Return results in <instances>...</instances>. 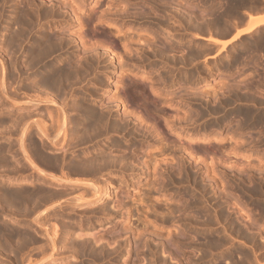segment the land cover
I'll use <instances>...</instances> for the list:
<instances>
[{
    "label": "rangeland",
    "instance_id": "374dc122",
    "mask_svg": "<svg viewBox=\"0 0 264 264\" xmlns=\"http://www.w3.org/2000/svg\"><path fill=\"white\" fill-rule=\"evenodd\" d=\"M9 1V2H8ZM7 1V3H6V5H3V0H0V3H2V4H0V12H3V10H1V9H3L4 8V10L6 11H4V13H6L7 14V16H6V14H3V13H0V27L1 28H3V25H4V28H3V30L2 29H0L1 31H0V54H1V52H2V54H3V51H6V53H7V51H11V48H10V50L8 49L9 47L7 46V38H9L10 37V33L13 31V29L12 28H17L15 25H19L18 24V20H20L21 18H20V16L21 15H24L25 13H26V11H27V9H28V11H27V13L26 14H30V13H32L33 15L34 14H38L39 15V17L41 16V18H42V15L41 14H43V10H41L42 8L43 9H46V10H48V12H50L51 13V10L53 11V10H55L54 12H53V14L55 15L56 13H59V12H62V11H65L64 13L62 12L61 14H65L66 15V18H68V20L66 21V22H59L58 21V19H59V17L58 16H52L50 13H49V15H48V12L47 11H45L44 10V12H47L46 13V16H47V18L48 19H46V16H45V14H44V16H45V20H44V18H40L39 19V21L41 22L40 23V25H43V26H39V27H36V28H34L33 29V32L35 33H32L31 34V36L29 37L30 39H28V42H26L25 44H23V46H21V47H19V48H21V49H18L17 50V52L14 54L13 53V55H14V57L12 56V53H10V55H11V59H8V56H9V58H10V55H7L6 53H4V54H6V55H2L1 54V58L3 59H1L2 61H4V64H5V61H6V64H7V60H8V64L7 65H9V66H6V64H5V66H6V69L9 67H11V65H12V67L10 68V69H12V71H13V67H14V64L16 63V56H17V60H18V63H16L15 65H19V68L21 67V65L20 64H22L21 62H22V60H24V59H26V52L25 51H27L28 49V47H30V45L33 43V40H34V38H39L40 36H42V35H48V33L50 32L52 35H49L51 38H53V37H56V36H58V37H60L61 35H59V34H61L62 33V31L63 32H67V30L68 29H70V30H73V31H69L70 33L72 32V34H74L76 31H77V29H78V27H76L77 25L79 26V24H77L78 22L77 21H75V18H74V16H73V13H74V10H76V8H78V9H85V11H83V9H82V11H83V13L85 12V13H87V11L89 10L88 8H90V10L91 9H93L96 5H97V7H95L96 8V10H100L101 9V7L102 6H104L105 5V7H104V9L106 8L107 9V4H114V3H116V5H114V7H116L115 8V12H116V14H114L115 16H113V14H112V16L111 15H108V13H106V14H104V11L106 10H104V11H102V10H100V11H102V13H103V18L102 19H105V21H97L96 22V25L97 26H101V28L103 27V29L104 28H106V29H104V30H107V32H109L108 33V36L106 37V39L108 38L109 39V34L111 35V37H113L112 35H114V32L113 31H111V30H113L114 28H115V30H116V27L118 26L117 24H122V25H120L119 24V29L118 30H116L117 31V33H115V36H114V38H113V41H115L116 42V44H117V40H118V38L120 39V41H119V43L117 44L118 46H117V48H116V45H115V51H116V53L121 49V47H123L122 45H125L127 42H129V40H128V38H129V36L131 37L133 34L132 33H134V31H136V30H138L139 28V30L138 31H136V33L133 35L134 37H133V39L136 37L137 38V35H138V37H139V41L140 40H143L142 39V37L144 38V37H147V38H144V39H147V40H149V41H151L153 38V40L151 41L154 45L155 44H157V43H154V41H156V42H161L163 45L166 43L168 46H167V49L169 48V50L168 51H170V52H172L173 54H175L176 55V53H177V55L175 56V55H173V56H171L172 55V53H168V51L166 52L168 55H165V56H162V57H164V61H163V59L161 60V58H160V56L161 55H163V54H166V53H164V51H166V50H163V49H165L166 47V44L164 45V48L161 50V51H163V52H161L159 49H157V48H160V46H161V44H158V45H160V46H157L156 45V49H157V53H156V51H154V49L152 48L154 45H152L151 44V42H150V45H149V43L147 42V40H144L143 42H141V44H144V42L146 41L147 43H145L144 45L146 46H148L149 45V47H148V49H150V48H152L153 49V51H151L152 49H150V52L149 51H147L148 49L145 47H143L142 48V46H138V44L139 45H141L140 44V42L138 41V38L136 39L135 38V40H133V41H135L136 43H138V44H136L135 42V44L134 43H132V45L134 44L135 46H133L132 47V45H131V41H132V38H129L130 39V42H129V44H127L128 45V49L129 50H127L129 53V55L131 56V58L129 59V57L130 56H128V54H126L127 53V51H124V49L122 50H120L119 52H118V54L117 55H119L120 54V56H121V58L123 59H121L120 57V59L123 61V63L125 62V64H123V66L122 67H120V65H122V62H121V60H120V62H121V64L119 63L118 64V58H116L115 59V57H112V55L110 56V54L109 53H104L103 54V58L101 57L100 58V60H99V62L97 63V65L96 64H92V63H90V62H88L87 60H85L84 59V56L86 55H84L83 56V59H81V58H79L81 55H83V53H85V48H83L82 47V45H80V42L77 40V41H75V43H74V45H72V46H70V47H65V48H63L64 50H60L56 55L54 54V55H52L54 58H52V59H61V58H64L65 56V59H66V61L64 60L63 61V63H64V65H65V62H67V66H68V64H71V63H73V64H71L72 66H75V65H78V61L79 60H83V61H85V62H83L82 61V63H83V65L84 64H86L85 66H82V63H81V61H80V63H81V67L83 68H78V66H77V68H78V70H79V72L81 71V72H83V71H85L86 72V74H83V73H85V72H83L82 74L83 75H85L84 76V78L82 77H80L81 76V73H80V75L78 74V73H75V74H72V75H76V77H77V75H78V78H74L72 75H70L69 76V79L67 80L68 82H70V80H71V82L73 81V83H75V82H77V83H75V85L73 84V85H69V89L67 88L68 86V84H66L65 83V88L63 87L62 89H60L61 91L64 89L65 91H68L69 92V94L67 93V92H64V90H63V92H58L59 93V96L58 95H56V96H58V97H56L57 99L56 100H58V101H60V103H63L62 102V99L63 98H65V102L62 104V106L64 105V104H66V106L67 107H69V109L67 110V107H66V113L68 114V117H69V119H70V122L72 123H70V124H68V127H73L72 129H74L75 128V126H73V125H75L73 122H72V118H74L73 120H75L76 119V117H78V118H80V120L79 119H77V120H75V121H79V123L78 124H80L78 127H77V133L78 134H80L79 136L81 137V138H86V136H93V134L92 133H88L89 135H86V131H85V123H87V120H86V118H85V116H83L81 113H80V111H78V109H74L73 108V106H72V104H68V103H72L73 102V104H74V106H77V105H75V104H78V103H80L81 102V100H82V104L81 105H83L82 107H86V105H88L86 108H93V106H94V111H96L95 112V117L97 118L98 116V114L101 112V110H104V109H102L105 105L106 106H111V108L114 110H116L117 111V114H119L118 116L119 117H121L122 118V114L124 113H121L122 112V109H123V107H120V100H117V99H120V97L122 98V96H120L119 94L121 93V95H123V89L125 88V86H126V88L127 89H129L128 87L130 86V88H132V91L135 89V91H137V89H138V91H137V93L139 92V91H141V89H143L144 87H145V83L144 84H142V81L141 82H139L140 80H143V82H147V80H148V78H150V80L151 81H153L154 80V82H152L153 84H154V86H156L155 88H157V92L159 91V89H160V92L162 91V92H164V93H160V92H158L159 93V95H161L160 96V99L162 100L161 101V104H160V102H159V104L158 105H161V106H158L159 108H162L161 109V111L163 110V112H165V109H167L166 110V114H173V112L172 113H170L171 112V110H172V108H175V106H176V108L178 109V113L181 115V116H187V118H186V120H188V122H187V124L185 123L186 121L184 120L183 121V123H185V125H187L188 127H187V129L185 130V131H183V135H187V137H188V135L190 136V135H192L191 134V130L192 131H198L200 134H198V135H200V137H202V135H205L206 134V136L209 138L207 141L210 143V144H214V143H212V142H215V143H217V144H214V145H216V146H218V147H223V149L226 151V153H227V156H229V161H233V162H236L237 160H241L240 162H242V160H243V163H244V165H242V164H239L240 166H239V169H238V171H239V173H238V171H237V169H233L235 172L237 171V173H235L233 170V172H231L232 174L234 173V174H236L234 177H233V175L231 174V176L229 177V174H228V176H225V179L223 178V176H221L222 174L221 173H219L220 172V167L216 164L217 163V161H218V156L216 155V156H214V158H215V161L216 162H214L213 160V162H214V164L216 165V166H218L219 168H216V166L214 167L215 169H217V172H216V170H215V172L218 174H220L219 176L220 177H222V178H220L221 180L223 179V181H222V183L223 184H221V180L217 177V176H215V178L217 179L218 178V182L217 183H215L214 184V182L213 183H207L206 182V180L208 181V178L207 177H210V176H212L213 175V173H210L211 175H208L207 177H205L206 176V172L204 171V172H201V174H199V176H197V180H195L194 179V172L193 171H195L194 169H193V167H194V164H195V161H190L189 160V164L186 166V165H184V164H181L182 162L180 161L181 160V158H178L179 156L178 155H176L173 151H172V147H169L168 145H167V143H164V144H156L155 142H154V139L155 138H153V139H147V140H145V139H143V137L140 135V133L139 132H135V134H134V130L135 129H142V128H144V126L143 127H141V125L140 124H138V126H137V128H132V129H130V130H127V131H125L124 132V130H122V122H120V121H122L121 120V118H120V121L118 120V118L117 119H115L114 117H113V119H115V120H113L114 121V123H115V121H116V123L118 124V121H119V123H121L120 124V126H119V124H118V126L119 127H122L121 128V130L123 131V132H115V131H111L110 132V134L108 135H106V134H103L104 136H102V134H101V136H98V138H96V135H98L97 133H94L95 134V136H93V137H91L90 138V140H84V139H82V141L80 140V141H78L80 144H78V142L76 141V140H74L75 138H72V141H70V144L67 146V148H69V152H67L66 153V155H67V157H66V159L68 158V159H72V158H74V157H76V156H85L86 154H88V155H86V157L87 156H91L93 153H95L96 152V149L94 148L95 146H98V147H100V146H103L101 149H107V147H108V150L107 151H109V147L112 149L113 147H111V143H113L112 142V140L114 141V140H116V141H119L118 143V147L119 148H117V150L116 149H114L113 148V152H111V153H114V156L113 155H111L110 157H112V158H114V162L112 163H109V164H112L113 165V167H112V165H110V166H106V165H104L103 166V168L105 169L106 167V169H105V171H104V169H101L100 170V172L102 173V171H103V173L101 174L100 172H97L96 174H97V176H98V178H99V180H101L102 182L104 181V182H107L109 179L111 180V182H112V187H114V190L116 189V194H114V195H110V196H108V197H106L104 200L107 202H105V209H99L98 207H96V206H100V204H101V202H100V204L98 203V204H94V205H84V206H82L81 208H78L76 211H74V210H71L70 208L71 207H69L68 208V206H66L65 204H64V208H66L67 207V211H65V209L63 208L62 210L60 209V212L58 211L59 209H57L56 210V213H55V216L56 215H59L58 217H60V214H61V217H60V221L61 220H65L64 221V223L65 224H63L62 223V221L60 222L59 221V218L57 219V217L56 218H54V215H53V212L52 211H50V221L51 222H54V221H58V222H55V223H62L61 225H58V226H60V232H62L61 234H65L66 235V239H65V243H64V245L66 244L67 245V247L69 246V244L71 243V246L72 247H68L67 249L70 251V253H71V250H73L74 248V246H73V244L76 246V242H77V244L79 245H77V247H80V249H78V252L80 253V255H82V253L84 254L83 256H80L79 254H78V252H76L75 254H74V256H71V257H68V259L67 260H63V258H62V260L63 261H66L65 263H62L61 262V264H238V262H239V264H264V237L262 238V236L261 235H264V205L262 204L261 206H260V204L263 202L264 203V178L262 177V176H264V24L263 25H261V26H259L257 29H255L252 33H250V34H242L239 38H238V41L236 40V41H234V43L232 42V43H230V44H227L226 46H225V48L223 49V50H221V52H217V49L220 47V45L219 44H215L216 45V47H218V48H216V47H214L212 44H214V42L212 43L211 41H209V40H207L206 38H208V36L211 34V36L212 37H217V38H219V39H226V38H229V36L230 35H232L231 33H234V29L237 27V28H241V27H243L244 25V22L246 21L245 20V17L247 18L248 17V14H255V11H256V13H257V11H259L258 9H260V8H263V9H261V10H264V5H262V3H264V0H253L252 2L254 3L255 2V6H257L259 3L261 4V7H259L260 6V4H259V6H257V9H256V7H255V9L256 10H254V11H251L249 8L251 7V6H253V3L252 2H249V3H247V0H246V2H245V0H242L243 2H241V3H243V5L244 6H246L247 8H248V10L246 9V7H244L241 3H238L239 1H241V0H238V1H236L237 2V4L239 5H236V2H235V0H219V2H217L218 4H222V5H220V6H222V7H220L218 4H217V7H219V9L217 8V7H214V5H216V1H218V0H177V1H179V3L178 2H176V0L174 1V0H170V2L172 1V2H176L175 4L173 3L172 4V2H171V4L169 3V0H165V1H163V3H160V2H162V0L160 1H156V2H158V3H154V5H153V2H155V1H153V0H143V1H141V0H124L125 1V3H122V2H124V1H122L121 0V2H120V0H74V1H72V0H63V2H62V0H55V2H57V1H59L58 3H59V5H55V9H53V7H52V5L53 4H55V3H50L49 4V0H48V2H47V0H37V1H39L38 3H36L35 5L38 7V9L35 7V5L33 4L32 6L30 5V3H35L34 1H36V0H31V2H30V0H25V1H27V3L26 2H23L24 0H8ZM21 1V2H20ZM36 1V2H37ZM42 1V2H41ZM60 1H61V3H60ZM66 3H65V2ZM69 1V2H68ZM94 1V2H93ZM96 1V2H95ZM107 1H109L108 3H107ZM112 1V2H111ZM114 1V2H113ZM119 1V2H118ZM139 1H141V2H139ZM150 1V2H149ZM169 3H167V2ZM215 3H213V2ZM231 2V4H230V2ZM251 1V0H250ZM259 1V3H257V2ZM262 1V2H261ZM23 2V3H22ZM30 2V3H29ZM51 2V1H50ZM74 4V6L72 5V3ZM126 2H127V4H126ZM166 2V3H165ZM182 2V3H181ZM213 3V4H211V3ZM233 2L235 3V5L236 6H238V9H234V6H233ZM245 2V3H244ZM18 3H20L19 4V6H20V9H19V6H18ZM25 3H26V5H25ZM41 3H43V4H41ZM64 5H63V4ZM68 3H69V5H68ZM77 3V4H76ZM97 3V4H96ZM103 3H106V4H102ZM132 3V4H131ZM138 3V4H137ZM141 3V4H140ZM145 3H146V5H145ZM148 3V4H147ZM161 5H160V4ZM178 3V5H176ZM189 3V4H188ZM224 3V4H223ZM247 3V4H246ZM250 3H252V4H250ZM23 4V5H22ZM28 4V5H27ZM38 4H39V6H38ZM44 4H47L48 6H43ZM78 4L80 5V6H82V4H83V6H82V8H79L80 6H78ZM98 4H99V6H98ZM102 6H101V5ZM120 4H122V5H120ZM126 4V5H125ZM129 4V5H128ZM151 4V5H150ZM159 4V5H158ZM162 4H164V6H163V8H162ZM166 4H168L169 6H165ZM193 4V5H192ZM208 4H211V5H208ZM228 5V4H230V5H228V6H226V5ZM249 4V5H248ZM257 4V5H256ZM1 5H3V6H1ZM10 5H12L13 7H15V8H13V7H11ZM16 5H17V7H16ZM77 5V6H76ZM95 5V6H94ZM119 5V6H118ZM125 5V6H124ZM128 5V7H126ZM132 5V6H131ZM136 5H139V6H136ZM142 7H141V6ZM149 5V6H148ZM159 6V7H156V6ZM170 5H172V7H170ZM173 5H175V7L173 6ZM181 5V6H180ZM243 6L244 8H242L241 6ZM249 7H248V6ZM5 6H6V8H5ZM26 6V7H25ZM29 6H30V8H29ZM71 6V7H70ZM72 6L75 8V9H72ZM76 6V7H75ZM87 6V7H86ZM101 6V7H100ZM124 6V7H123ZM144 6V7H143ZM147 6V7H146ZM153 7V10H154V13H153V10L151 9L152 7ZM155 6V7H154ZM177 6L180 8H178L177 9ZM189 6H190V8H189ZM193 6V8L192 9H195L193 12L191 11H189L190 12V14L189 15H187L188 14V10L189 9H191V7ZM225 6L226 7H228V8H230V7H232L233 9H234V11H235V13H236V11L238 12V13H240V15H238V13H236V16H238V18L234 15L235 13H234V11L232 12V8H230V9H227V8H225ZM28 7V8H27ZM33 7V9L32 10H35V11H32L31 10V8ZM57 7H59L58 9H57ZM62 7V8H61ZM99 7H100V9H99ZM114 7H111L110 9H107V10H113V8ZM119 7H122L123 9L125 8V11L124 10H121L122 8H119ZM137 7L139 8V11L141 10V12H143V11H148V12H146L147 13V15H146V13H145V15H144V12H143V15L145 16H141V14H139L138 12H137ZM141 7V8H140ZM150 7V8H149ZM166 7V8H165ZM169 7V8H168ZM205 7V8H204ZM206 7H208V9L206 8ZM215 9H217V10H215ZM259 7V8H258ZM11 8H12V10H15L16 12L18 11V14L15 12V11H13V13L12 12H10V10H11ZM24 8H26V9H24ZM94 8V9H95ZM103 8V7H102ZM136 8V9H135ZM149 8V9H148ZM160 10H159V9ZM171 8V9H170ZM183 8V9H182ZM196 8H197V10H196ZM211 8V9H210ZM214 9V11L213 12H211V10H213ZM224 8H225V11H224ZM235 8H237V7H235ZM253 8H254V6H253ZM6 9H10L9 11L8 10H6ZM23 9H24V11L25 12H23ZM30 9V10H29ZM61 9H62V11H61ZM65 9V10H64ZM72 9V10H71ZM86 9H88V10H86ZM142 9H143V11H142ZM145 9V10H144ZM156 9V10H155ZM170 11H169V10ZM173 9V10H172ZM176 9V10H175ZM182 9V10H181ZM232 9V10H231ZM239 9H244L246 12L245 13H243L244 12V10H240L239 11ZM38 10H39V12H38ZM73 11V13L71 12V11ZM96 10H94V11H96ZM106 10V11H107ZM119 11V10H121V11H119V12H117V11ZM126 10L127 11H129V10H132V11H134V13H131V11L130 12H126ZM152 10V11H151ZM166 10V11H165ZM169 12H168V11ZM172 10V11H171ZM181 12H180V11ZM207 10V11H206ZM229 10V11H228ZM29 11H31L30 13H28ZM58 11V12H57ZM98 11H96L97 13H101V12H98ZM105 11V12H106ZM113 11V12H114ZM152 12V13H150V12ZM158 13H157V12ZM162 11V12H161ZM173 11H175V13L177 12V11H179L178 13H176V14H174V12ZM183 11V12H182ZM204 11H206V12H208V13H206V12H204ZM218 12V14H217V12ZM222 11H224V12H222ZM16 14H15V13ZM20 12H23V14H21ZM36 12V13H35ZM56 12V13H55ZM67 12V13H66ZM89 12V11H88ZM107 12H109V14L112 12H110V11H107ZM112 12V13H113ZM114 12V13H115ZM139 14V16H140V18H136L137 16H138V14ZM160 12H161V14H160ZM163 12H167L166 14H167V16L165 15L164 16V14L165 13H163ZM171 12V13H170ZM195 12V13H194ZM204 12V13H203ZM210 12H211V14H210ZM214 12H216V13H214ZM226 12H229V13H231V14H233L235 17H234V20L236 21V23L235 24H233L235 21H232L233 20V15H231V14H227ZM250 12V13H249ZM251 12H253V13H251ZM41 13V14H40ZM72 13V14H71ZM118 13V14H117ZM124 13V15H125V13H129L128 15H127V17H126V15H125V17H124V15L123 16H121V17H119V14H123ZM183 14L182 15V17H178L179 15L181 16V14ZM224 13H226L227 14V16L226 15H221V14H224ZM4 16H3V15ZM36 14V15H37ZM130 14H132V18L130 17ZM137 14V15H136ZM158 14V15H157ZM163 14V16L164 17H166L165 18V20H164V17L163 16H160V15H162ZM168 14H172V16H173V19H172V16H170V15H168ZM191 14H192V16H191ZM194 14V15H193ZM205 14H207V15H205ZM217 14V15H216ZM245 14H247V15H245ZM2 15V16H1ZM13 15V16H12ZM19 15V16H18ZM52 17H51V16ZM107 15V16H106ZM118 15V17H116ZM175 15H177V16H175ZM189 16L188 17V19H187V16ZM214 15H216V17L214 16ZM228 15H230L229 17H232V19L231 18H229L228 17ZM242 15H244V16H242ZM18 16V17H17ZM43 16V17H44ZM73 16V17H72ZM110 16V17H109ZM129 16V17H128ZM133 16H136V17H133ZM138 16V17H139ZM171 18H170V17ZM186 16V17H185ZM194 16H196V17H194ZM198 16V17H197ZM214 16V17H213ZM220 16V17H219ZM222 16L224 17L223 19H222ZM239 16H240V19H242V20H240L239 19ZM7 17L9 18V19H7ZM13 17V18H12ZM54 17V18H53ZM56 17V18H55ZM58 17V18H57ZM114 17V18H113ZM128 21H126V20H124V21H122L124 18ZM155 17H158V18H155ZM159 17H160V19H161V21H157L156 20V22H155V19H159ZM175 17V18H174ZM183 17H185V18H183ZM228 17V18H227ZM242 17V18H241ZM12 18V19H11ZM15 18L17 19L18 18V20H15ZM53 18V19H52ZM69 18H71V20H69ZM72 18H73V20L75 21H73L72 20ZM108 18H110L109 20H108ZM118 18V19H117ZM120 18V19H119ZM135 18V19H134ZM146 18V19H145ZM167 18H170V19H168V24H167V21H166V19ZM181 20H179V19ZM211 18H213L212 20H210ZM221 18V19H220ZM226 18V19H225ZM237 18V19H236ZM51 21H50V20ZM113 19H115V20H113ZM122 19V20H121ZM133 19V20H132ZM137 19H139V20H137ZM144 19V20H143ZM176 19H178V20H176ZM185 19V20H184ZM194 19H195V21H194ZM200 19V20H199ZM215 19V20H214ZM219 19V20H218ZM228 19V20H227ZM229 19H231V20H229ZM239 19V20H238ZM248 19V18H247ZM4 20V21H3ZM49 20V21H48ZM122 21V22H120V21ZM133 22V24H131L132 22ZM141 20V21H140ZM166 21V24L164 23V21ZM172 20V21H171ZM174 20V21H173ZM176 20V21H175ZM187 20H189L188 22H187ZM192 20V21H191ZM211 21V24L209 25V26H207V23L206 22H208V23H210L209 21ZM220 21L221 22V20H223V22H224V20H226L225 22V26H229L230 28H233L235 25V27L233 28V29H230V28H227V27H225V28H223V23H222V25L221 24H219V25H217L218 23H220V22H218V21ZM238 20V21H237ZM2 21H3V23H2ZM6 21H8L7 23H6ZM13 21H14V23H13ZM17 21V22H16ZM45 21V22H44ZM70 21V22H69ZM73 21V22H72ZM107 21V22H106ZM114 23H113V22ZM116 21V22H115ZM144 21V22H143ZM177 21H179V22H177ZM183 21L185 22L184 24H183ZM190 21H191V23H193V22H195V23H193V24H189L190 23ZM199 21H200V24H199ZM239 21H241V22H239ZM244 21V22H243ZM4 22H5V24H4ZM15 22L17 23V24H15ZM110 22V24H108ZM127 24H126V23ZM159 22V23H158ZM163 22L164 24H162V26L163 27H161L159 24H161V23ZM173 22V24H171ZM176 22H177V25H176ZM205 22V23H204ZM212 22H214L213 23V26H211L212 25ZM217 22V23H216ZM227 22H229V23H227ZM230 22L234 25H232V24H230ZM11 23H13V24H15V25H13L14 27H12V26H6V25H11ZM52 23V24H51ZM60 23V24H59ZM64 23V24H63ZM72 23V24H71ZM114 25H113V24ZM137 23V24H136ZM139 23V24H138ZM158 23V24H157ZM182 23V24H181ZM197 23V25H198V27H200V25L202 26V27H200V29H202V31L201 30H198V32L195 30L196 29V27H197V25H194V24H196ZM203 25H202V24ZM240 23L242 24V25H240ZM71 24V25H70ZM102 24H105V25H102ZM116 24V25H115ZM127 26H126V25ZM142 24V25H141ZM180 25V27H179V25ZM206 26H205V25ZM228 24V25H227ZM245 24H246V22H245ZM114 27H113V26ZM166 25V26H165ZM167 25L169 26V27H167ZM172 25L174 26V25H176L177 26V28H175L176 26H174V31H172V29H173V27H172ZM181 25H184V26H182L181 27ZM190 25V26H189ZM214 25H215V27H214ZM217 25V26H216ZM231 25V26H230ZM237 25H239V26H237ZM57 26H58V28H59V30H58V32H57ZM67 26V27H66ZM99 26V27H100ZM104 26H106V27H104ZM108 26V27H107ZM109 26H111V27H109ZM121 26H122V28H121ZM203 26H205V29H208V30H205L204 28H203ZM211 26V27H210ZM221 26V27H220ZM233 26V27H232ZM126 27V28H125ZM130 27V28H129ZM132 27H133V29H132ZM159 27H160V29H159ZM190 27H192L193 29H189ZM197 27V29H199ZM208 27V28H207ZM213 27V28H212ZM218 27H220L222 30H224V31H226V32H228L227 34H225V33H223L224 31H222V34H224V36H222V34H220L221 32V29H220V31L219 30H217V29H219ZM6 28V29H5ZM63 28V29H62ZM128 28H129V31H128ZM137 28V29H136ZM144 28V29H143ZM167 28H171V31L169 30V29H167ZM179 28V29H178ZM181 28V29H180ZM187 28V29H186ZM216 28V30H217V32L219 31V34L216 32V30H213V29H215ZM237 28H236V30H237ZM76 29V30H75ZM131 29V30H130ZM136 29V30H135ZM141 29H143V31L141 30ZM148 30V31H150L151 33H152V35L151 34H149L150 32H148V33H146L147 31L146 30ZM211 29V30H210ZM228 29H230V30H234V31H230L229 32V30ZM8 30V31H7ZM12 30V31H11ZM42 31L41 33L40 32H38V33H36L37 31ZM48 30V31H47ZM52 30H54L53 32H52ZM111 31V33H110V31ZM114 30V31H115ZM121 32H120V31ZM178 30H180V33H179V31ZM190 30V31H189ZM193 30V31H192ZM204 30V31H203ZM228 30V31H227ZM3 31V32H2ZM7 31V32H6ZM11 31V32H10ZM75 31V32H74ZM123 31V32H122ZM129 32V35L127 34V32ZM159 31H162V32H160V35H159ZM168 33H167V32ZM176 31V32H175ZM197 32V33H195V32ZM199 31L201 32V34H199ZM211 31H215L216 32V34H215V32H211ZM44 32V33H43ZM48 32V33H47ZM55 32V33H54ZM58 33V35H57V33ZM65 32V33H66ZM142 32V33H141ZM192 32V33H191ZM209 32V33H208ZM49 33V34H50ZM121 33V34H120ZM126 33V34H125ZM146 33V34H145ZM161 33H162V35L164 34V36H162L161 35ZM194 33L195 34H199V35H202V37L203 38H197V37H195L194 36ZM5 34H9V36L8 35H5ZM34 34V35H33ZM40 34V35H39ZM54 34H56V36H54ZM131 34V35H130ZM156 34V36H158L159 38H157L156 36L154 37V35ZM175 34H177L176 36H175ZM66 35V34H65ZM76 35V34H75ZM101 35V33L99 34V36ZM121 35H124V36H122V37H124V39H127V40H125L124 41V39H122V37H117V36H121ZM148 35V36H147ZM150 35L151 36H153V38L152 37H150ZM167 35V36H166ZM169 35V36H168ZM171 35V36H170ZM221 35V36H220ZM4 36H7L6 38H5V41H6V43H2V41H4ZM36 36V37H35ZM67 36L69 37H71V35L70 34H67ZM67 36H64V37H67ZM127 36V38H125ZM162 36V37H161ZM3 37V38H2ZM31 37H33V38H31ZM58 37H56V38H53V39H57ZM69 37V38H70ZM73 38H74V35L72 36ZM103 39H105L104 38V36H101ZM110 37V38H111ZM166 39H168V40H166ZM176 37V38H175ZM178 37V38H177ZM115 38H117V39H115ZM150 38H152V39H150ZM155 38H156V40H155ZM173 38V39H172ZM182 40H184V41H182ZM258 38H261L260 40L258 39ZM3 39V40H2ZM33 39V40H32ZM35 39V40H36ZM72 39V38H71ZM158 39H161V41L159 40L158 41ZM175 39H178V40H176L175 41ZM34 40V41H35ZM110 40V39H109ZM111 40H112V38H111ZM122 40H123V43H122ZM166 40V41H165ZM180 40V41H179ZM256 40V41H255ZM4 41V42H5ZM132 41V42H133ZM173 41H174V43H173ZM189 41V42H188ZM250 41H252L251 42V44H250ZM258 41V42H257ZM31 42V43H30ZM120 42L122 43V44H120ZM164 42V43H163ZM169 42H171V44L169 43ZM179 42H180V44H179ZM255 42H257L256 43V46H255ZM79 43V44H78ZM125 43V44H124ZM169 43V44H168ZM6 44V45H5ZM75 44H77V46L75 45ZM175 46H174V45ZM183 44H184V46H183ZM239 44V45H238ZM243 44V45H242ZM253 44V46H251ZM136 45H137V47H136ZM163 45L161 46V47H163ZM170 45V46H169ZM172 45V46H171ZM179 45V46H178ZM181 45V46H180ZM191 45V46H190ZM238 45V46H237ZM240 45H241V47H240ZM248 45H250V46H248ZM257 45H259V46H257ZM1 46L2 47H4V48H7L8 50H6V49H4V48H2L1 49ZM7 46V47H6ZM26 46H28L27 48H26ZM174 46V47H173ZM176 46H178L180 49H182L181 51H180V49L177 47L176 48ZM182 46L184 47V48H182ZM247 47L248 49H249V51H248V49L247 48H244V47ZM81 47H82V50L83 51H81L80 52V50H81ZM136 49H135V48ZM142 48V49H139V48ZM191 47V48H190ZM212 48V50H210V48ZM214 47V48H213ZM236 47V48H235ZM240 49H239V48ZM118 48H119V50H118ZM132 48V49H131ZM154 48H155V46H154ZM188 48L190 49V50H188ZM227 48V49H226ZM244 48V49H243ZM68 49V50H67ZM74 49V50H73ZM75 49L76 50H78V53H82V54H79L78 56H73V54L75 53V52H77V51H75ZM134 49V50H133ZM139 49V51L140 52H135L136 50H138ZM145 49H147V50H145ZM155 49V50H156ZM175 49V50H174ZM178 49H179V51H178ZM183 49H185V51L183 50ZM226 49V50H225ZM233 49V50H232ZM234 49H235V51H234ZM239 51V52H237V50ZM20 50H22V51H20ZM66 50V51H65ZM132 50V51H131ZM142 50H144V51H142ZM161 52V55H159L160 54V52ZM191 50H193V51H191ZM199 50V51H198ZM200 50L202 51V52H200ZM215 50H216V55L214 54L215 53ZM228 50V51H227ZM241 50L242 51H244V52H248L247 54L245 53L244 54V52H241ZM64 51H65V53H64ZM124 51V52H123ZM134 51V52H133ZM175 51H176V53H175ZM183 51L185 52V56H184V54H182L183 53ZM190 51H191V53H192V56H191V53H190ZM195 51L197 52H200V53H195ZM232 51V52H231ZM12 52V51H11ZM63 52V53H62ZM70 52H72L71 54H70ZM121 52H123V53H125L127 56L125 57V54H123L124 56H122L121 55ZM143 52H145V54L143 53ZM151 53V56L149 55V54H147V53ZM153 52H155L156 54H157V56H154V55H156L155 53H153ZM187 52V53H186ZM193 52L195 53V56L193 57ZM233 52H234V54L236 55V56H238V58H236L237 60H235V55L233 54ZM251 52V53H250ZM136 53H140L139 55L138 54H136ZM144 55H143V54ZM152 53H153V56H152ZM181 53V54H180ZM188 53L190 54V56L191 57H193V58H191L189 55H188ZM230 53H232L234 56H232V54H230ZM240 53H241V56H240ZM23 54V55H22ZM60 54H61V56H60ZM142 54V55H141ZM178 54H179V56H178ZM196 54L198 55V57L197 58H195L196 57ZM68 55H69V57H68ZM158 55H159V58H157L158 57ZM186 55H187V57H186ZM231 55V56H230ZM246 55H248V56H250V57H246ZM6 58H5V57ZM22 56H24V57H22ZM63 56V57H62ZM110 56V57H109ZM136 56H137V59H136ZM143 56V57H142ZM167 56H170V57H174L173 58V60L171 59V61L170 62H173L174 63V61H175V59L177 60V61H175V64L174 65H172L173 63H170L171 65H168L169 63H167V61H168V58L169 57H167ZM183 56V57H182ZM188 56H189V58H188ZM228 56H230V57H228ZM241 58H240V57ZM55 57H59V58H55ZM74 57V58H73ZM124 57H125V59H124ZM128 57V58H127ZM139 57H140V59H139ZM145 57H147V61L144 63V59L146 60V58ZM180 57V58H179ZM14 58H15V60H14ZM21 58H23V59H21ZM70 58V59H69ZM73 58V59H72ZM76 58V59H75ZM77 58H79L78 59V61H77ZM110 58V59H109ZM132 58H134V59H132ZM141 58H142V60H141ZM165 58H167V59H165ZM186 58H187V60L188 61H190V62H188L187 60H186ZM192 60H191V59ZM229 58V59H228ZM243 58H244V61H243ZM21 59V60H20ZM68 59V60H67ZM74 61V60H76V61H72V60ZM134 60L133 61V63L131 62L132 60ZM151 59V60H150ZM161 61H159V60ZM179 59V60H178ZM183 59H185L186 61L185 62H183ZM190 59V60H189ZM193 59H195L194 61H193ZM221 59V60H220ZM234 59V60H233ZM12 60V62L14 63V64H12L11 63V65H10V63H9V61H11ZM54 60H52V62H54ZM128 60V61H127ZM130 60V61H129ZM136 60V61H135ZM157 60V61H156ZM169 60H170V58H169ZM180 60H182V62H183V64H181L182 62L180 61ZM228 60V61H227ZM242 60V61H241ZM246 60H248V61H246ZM255 60V62H253ZM68 61L70 62V63H68ZM72 61V62H71ZM101 61V62H100ZM118 61V62H117ZM127 61V62H126ZM137 61H138V63H137ZM139 61H143V62H140L141 64H139ZM163 61V62H162ZM225 61V62H224ZM232 61H234V62H232ZM76 62V64L74 65V63ZM87 62L90 64V65H88L87 64ZM113 62V64H111ZM115 62V63H114ZM155 64H154V63ZM158 62V63H157ZM169 62V61H168ZM178 62V63H177ZM186 62H187V64H186ZM194 62V63H193ZM225 64H224V63ZM232 62V63H231ZM20 63V64H19ZM62 63V64H63ZM79 63V64H80ZM127 63V64H126ZM129 63H131L130 65H128ZM177 63V64H176ZM180 63V64H179ZM217 63V64H216ZM255 63V64H254ZM92 64V65H91ZM153 66H152V65ZM157 64V65H156ZM160 66H159V65ZM162 64H164V65H162ZM168 66H167V65ZM191 64H193V66L191 65ZM220 64V65H219ZM222 64V65H221ZM229 64V65H228ZM231 64V65H230ZM243 64V65H242ZM257 64V65H256ZM111 66V68H110V66ZM119 65V66H118ZM127 65H128V67H130L131 68V65L133 66L131 69L130 68H128L127 67ZM136 65V67H134ZM139 65H141V66H139ZM176 65H180L179 67L177 66V68L176 67H174V66H176ZM189 65V66H188ZM215 65V66H214ZM216 65H217V67H216ZM90 66H92V68H90ZM104 66H106L107 67V69H106V67H104ZM124 66H126V68L124 67ZM139 66V67H138ZM156 66V67H155ZM171 66H173V67H171ZM182 66V67H181ZM195 66V67H194ZM225 67V68H222V67ZM230 66V67H229ZM18 67V66H17ZM17 67L15 68V70L17 71H11V74H13V80H11V77H9L8 79H10L11 80V85H9V87L11 88L12 86H14V87H12L11 89H14L15 88V86L19 89V88H21V90L19 89V92L21 91L22 92V87H20L21 85L20 84H18V83H21L22 82V79L27 75V74H24V76H22V74L17 70ZM109 67V68H108ZM116 67V68H115ZM119 67H120V69H119ZM125 68V70H126V72L125 73H123V74H120V71L121 70H123L124 68ZM149 67H153V68H149ZM164 67L166 68V70H164ZM168 67H170V68H168ZM8 68V69H9ZM76 68V67H75ZM90 68V69H89ZM156 68H159V70H157ZM168 68V69H167ZM172 68H175L176 70L174 71V69L173 70H171ZM179 68V69H178ZM193 68H195L196 70H194ZM220 68H221V70H220ZM7 69V72L9 71ZM92 69V70H91ZM99 69V70H98ZM104 69H106V70H104ZM110 69V70H109ZM116 69V70H115ZM117 69H119V70H117ZM153 69H154V71H153ZM163 69V70H162ZM181 69V70H180ZM222 69L224 70H227L226 72L225 71H222ZM83 70V71H82ZM134 71V70H136V72L135 73H133L132 72V74L131 73H129L130 71ZM151 70V71H150ZM158 72H160L159 74L158 73H156L157 71ZM236 70V71H235ZM89 71V72H88ZM93 71H94V73H93ZM104 71V72H103ZM117 71H118V73H119V75L117 74ZM143 72V74L140 72ZM169 71H171V72H169ZM10 72V71H9ZM8 72V73H9ZM88 72V73H87ZM106 72V73H105ZM152 72V73H151ZM155 72V73H154ZM161 72H163L162 74H161ZM164 72H165V74H164ZM168 72L170 73V74H168ZM180 72H182V73H180ZM18 73V74H17ZM19 73H20V75H19ZM89 73L91 74V75H89ZM98 73H100V74H98ZM105 73V74H104ZM109 73H112L111 75L109 74ZM136 73H138V74H136ZM148 73V74H147ZM150 73V74H149ZM154 73V74H153ZM175 73V74H174ZM232 73V74H231ZM10 74V73H9ZM8 74V75H9ZM15 74H17V75H15ZM88 74V75H87ZM98 74V75H97ZM105 76H104V75ZM124 74H126V75H128V74H130V75H128V77L126 76V75H124ZM134 74V75H133ZM142 74V75H141ZM82 75V76H83ZM97 75V76H96ZM123 75V76H122ZM145 75V76H144ZM163 75V76H162ZM16 76V77H15ZM19 76V77H18ZM124 76H126V78L124 77ZM131 76V77H130ZM134 76V78H133V80H132V77ZM142 77V78H139V77ZM148 76H150V77H148ZM160 76V77H159ZM20 77H23V78H20ZM118 77V78H117ZM121 77H122V80H121ZM123 77L125 78V80L123 81ZM148 77V78H147ZM152 77V78H151ZM163 77H167L168 79L170 78V77H172L171 79L173 80H171L170 79V81H168L169 83H168V85H167V82H166V79L165 78H163ZM19 78L21 79V80H19ZM71 78V79H70ZM75 79V81H74V79ZM97 80L98 78H99V81L97 80V81H95V79ZM129 80H128V79ZM162 78V79H161ZM263 78V79H262ZM17 79V80H16ZM73 79V80H72ZM79 80L80 81V83L77 81V80ZM81 79H82V81H84V82H82L81 81ZM94 79V80H93ZM104 81H102V80ZM118 79H119V81H118ZM127 79V80H126ZM134 79L136 80H138V82H136V83H134ZM145 79V80H144ZM153 79V80H152ZM164 79H165V81H164ZM15 80V81H14ZM18 80H19V82H18ZM100 80H101V83H100ZM150 80H148L149 82H150ZM158 80H161L160 82L158 81ZM263 80V81H262ZM9 81V80H8ZM13 81H14V84H12L13 83ZM92 81H94V82H92ZM124 83H122V82ZM127 83H126V82ZM128 81L130 82L129 84H128ZM133 81V82H132ZM163 81V83H165L166 82V85H162L161 84V82ZM10 82V81H9ZM18 82V83H17ZM70 82V83H71ZM82 82V83H81ZM116 82V83H115ZM159 82V83H158ZM261 82H262V84H261ZM79 83V84H78ZM96 85H95V84ZM99 83V84H98ZM137 83H139V84H141L140 86L137 84ZM148 83V82H147ZM146 83V84H147ZM151 83V82H150ZM158 83V85H156ZM258 83L260 84L259 86H258ZM10 84V83H9ZM101 84V85H100ZM116 84V85H115ZM120 86H119V85ZM124 86H123V85ZM126 84V85H125ZM128 84V85H127ZM257 84V85H256ZM8 85V83L6 84V86ZM19 85V86H18ZM84 85V86H83ZM113 85H114V87H113ZM117 85L119 86V87H117ZM142 86H144L143 88H142ZM165 86V87H164ZM257 86V87H256ZM8 87V86H7ZM8 87V88H9ZM73 88V91H74V93L73 92H71L72 91V88ZM76 87V88H75ZM120 87H122V89H120ZM17 88H15V89H17ZM71 88V89H70ZM85 88V89H84ZM89 89L88 91H87V89ZM125 88V89H126ZM66 89H68V90H66ZM75 89V90H74ZM71 90V91H70ZM91 90V92L93 91V94H91V92L89 93V91ZM119 90V91H118ZM122 90V91H121ZM130 90V89H129ZM128 90V91H129ZM165 92H166V94H165ZM237 93V94H236ZM57 94V93H56ZM64 94V97H62V96H60V95H63ZM92 96H91V95ZM115 94H118L120 97H118V98H116L118 95H115ZM165 94V95H164ZM168 94H169V96L170 97H172V99H170V98H168L169 96H168ZM239 94V95H238ZM68 95V96H67ZM71 95H72V97H71ZM76 95V96H75ZM90 95V96H89ZM94 95V96H93ZM114 95H115V97H114ZM235 95V96H234ZM70 96V97H69ZM74 96V97H73ZM78 96H84V99L82 98V97H78ZM87 96V97H86ZM110 96L112 97H114L115 98V101L113 102H109V100L111 99L112 100V98H110ZM162 96H163V98H162ZM168 96V97H167ZM60 97V98H59ZM86 97V98H85ZM93 99H91V98ZM164 97L165 98H167V99H165L164 100V103H163V99H164ZM175 97V98H174ZM179 97H180V99H179ZM249 98V100H246V98ZM62 98V99H61ZM71 98H73V99H71ZM80 98H81V100H80ZM87 98H88V100H87ZM174 98V99H173ZM177 98L179 99V100H177ZM182 98V99H181ZM247 98V99H248ZM21 99V98H20ZM60 99V100H59ZM78 99L80 100V102H78ZM90 99H91V101H90ZM171 101H169V100ZM67 100V101H66ZM74 100V101H73ZM75 100H76V102H75ZM84 100V101H83ZM87 100V101H86ZM114 100V99H113ZM167 100H168V102H167ZM72 101V102H71ZM100 101V102H99ZM176 101V102H175ZM178 101H180V102H178ZM90 102H91V104H90ZM115 102L116 103H118L117 105L115 104ZM170 102V103H169ZM178 102V103H177ZM59 103V102H58ZM84 103H85V106H84ZM100 103H101V105H100ZM171 103H173V104H175V106L173 107L172 105L173 104H171ZM7 104V103H6ZM68 104V105H67ZM115 104V105H114ZM178 104V105H177ZM61 105V104H60ZM79 105V104H78ZM102 106L103 105V107H101V110H100V106ZM163 105V106H162ZM165 105V106H164ZM247 105V106H246ZM7 106H9V103L7 104ZM6 105L4 106V107H7ZM72 106V107H71ZM116 108H115V107ZM251 106V107H250ZM82 108L80 105L79 106H77V108ZM99 110H97L96 108ZM166 107V108H165ZM170 107H171V109H170ZM179 107V108H178ZM242 107V109H240ZM246 107L247 108V110L245 111L244 110V108ZM164 108V109H163ZM245 108V109H246ZM251 108V109H250ZM180 109H182V111L184 112V113H182L181 111H180ZM184 109V110H183ZM240 111H238V110ZM248 109H249V111H248ZM255 110V113H254V111L253 110ZM74 110H76V111H74ZM185 110H186V112L187 113H185ZM250 110L251 111H253V112H250ZM70 111V112H69ZM173 111V110H172ZM236 111V112H235ZM243 111V113L241 114V112ZM245 112H247V113H245ZM248 112H250V113H248ZM72 114V116H71V114ZM79 113V114H78ZM241 115H240V114ZM251 113H253V114H251ZM75 114V115H74ZM182 114H186V115H182ZM244 114V115H243ZM248 114H249V116H248ZM4 115H6V113L4 114H2L1 116L2 117H4ZM45 115V114H44ZM43 115V116H44ZM77 115V116H76ZM79 115V116H78ZM82 115V116H81ZM250 115H252L251 117H250ZM258 116V118H259V116H260V119L261 120H259V119H255L257 116ZM0 116V120H1V122L0 123H2L3 122V120H5L2 124H0V125H3L6 121L7 122H9L10 120H6V116L3 118V120H2V117ZM74 116V117H73ZM81 116V117H80ZM243 116V117H242ZM245 116V117H244ZM254 116V117H253ZM46 117V118H45ZM94 117V118H95ZM247 117V118H246ZM43 118H45L44 120H46V119H48L47 118V116H44ZM84 120V121H82V119ZM94 118H92V120L94 119ZM95 118V119H96ZM241 118H245L246 119V122H247V119H249V118H251V119H249L248 121L249 122H251V123H249V122H247V124H246V122L244 121L245 119H241ZM254 118V119H253ZM98 119V118H97ZM253 119V120H252ZM111 120V123H113V121ZM254 120H255V122H254ZM257 120V121H256ZM94 121V123L96 122L95 120H93ZM92 121V122H93ZM98 121V120H97ZM7 122L4 124V125H6L7 124ZM47 122H50L49 121V119H48V121ZM82 122V123H81ZM85 122V123H84ZM245 122V123H244ZM10 123V122H9ZM93 123V124H94ZM49 124V123H48ZM83 124V125H82ZM96 124V123H95ZM10 125L11 124H7L6 126H8V127H3L2 128V126H0V128H1V130H3L4 131V129H5V131L6 130H8V131H10V133H12V130H13V133H15V135L20 131V130H17V129H19V127L18 128H16V130L15 129H13L12 128V125H11V128L12 129H10ZM83 126V127H82ZM8 128V129H7ZM83 128V129H82ZM190 130H189V129ZM194 128V129H193ZM82 129V132H83V130L85 131V133H84V135H83V133H81V130ZM134 129V130H133ZM33 131H32V133H34V139H36L37 140V142H40L39 141V137L37 136V135H35V129H32ZM80 132H79V131ZM188 130H189V133H188ZM206 130V131H205ZM229 130L231 131V132H235L234 134L235 135H233V133L231 134V133H228L229 132ZM3 131L2 132H0V134L2 133V135H0V144H1V147H2V144H3V142L5 141V143H7V147L9 146L8 144H10V149H12V150H7L8 148L6 147V144H3V147H4V145H5V147L3 148L4 150H2V148H1V150H2V153H1V151H0V156H1V161L3 162V161H6V162H4L3 164L1 163L0 164V188L2 187V185H3V187L1 188L2 190H0V195H2V196H4V195H8V193L10 194V192H7V194H6V191H12L13 189L15 190L16 188H18V186H20L21 184H23V186L21 185L19 188L21 189L22 187V189L21 190H23L22 192H26L27 191V189H28V184L25 182H23V183H21L20 185L19 184H15V182L13 183V182H10V181H12V180H14V179H29L30 177L31 178H34L35 176H36V174H37V171L35 170V169H32L31 168V165L30 164H28L27 162H26V160H24L23 158V154H22V152L20 153V148L18 147V145H19V141H14V139L16 140V136L15 135H13V133L12 134H10L9 133V136L11 135L12 136V141H13V143L15 144L14 146H15V150L13 149L14 148V146H12L11 145V143H12V141H11V143H10V137L7 135L8 134V132H5V133H3ZM14 131H17V133L16 132H14ZM136 131V130H135ZM203 133H202V132ZM228 131V132H227ZM127 132V133H126ZM210 132V133H209ZM228 134H227V133ZM75 134L76 136H78V134ZM117 133H118V135H117ZM122 133H126L125 135H126V137L124 136V134H122ZM187 133V134H186ZM208 133H209V135H208ZM217 133V134H216ZM18 134H20V133H18ZM123 136H122V135ZM229 134H230V136L231 137H229ZM100 135V134H99ZM106 135V136H105ZM120 135H121V137H120ZM135 135V136H134ZM212 135V136H211ZM217 137H216V136ZM218 135H220L219 136V138H221V137H223L222 138V140L220 139L219 140V138H218ZM227 135V136H226ZM2 136V137H1ZM4 136L6 137H8V138H4ZM15 136V138H13ZM83 136V137H82ZM226 136V137H225ZM234 136H236V137H234ZM94 137H95V141H94ZM105 137V138H104ZM106 137H107V139H106ZM114 137V138H113ZM123 137V138H122ZM125 137V138H124ZM215 139H214V138ZM238 137V138H237ZM239 137L241 138V140L239 139ZM17 138H19V135L17 136ZM38 138V139H37ZM78 138V137H77ZM76 138V139H77ZM81 138H79V139H81ZM89 138V137H88ZM211 138H212V140H211ZM233 138V139H232ZM235 138V139H234ZM26 139H28V138H26ZM78 139V140H79ZM93 139V140H92ZM215 141H214V140ZM18 140V139H17ZM30 140V139H29ZM28 140V141H29ZM85 141V143H84V141ZM98 140V141H97ZM110 140V141H109ZM210 140V141H209ZM218 142H217V141ZM27 140H25V142H26ZM89 141L91 142V143H89ZM109 141V142H108ZM212 141V142H211ZM238 141V142H237ZM9 142V143H8ZM18 142V143H17ZM75 142H77V143H75ZM83 142V143H82ZM86 142H88V144H86ZM95 142H96V144H95ZM154 142V143H153ZM71 143H74V144H71ZM201 143V142H200ZM206 143V142H205ZM29 145V142H26V145ZM78 144V145H77ZM86 144V145H85ZM93 144V145H92ZM111 144V145H110ZM156 144V145H155ZM27 145V147H30V145L28 146ZM91 145L93 146L92 148H91ZM150 145H152V147L150 148ZM11 146L13 147V148H11ZM123 146V147H122ZM88 147V150L86 149ZM106 147V148H105ZM125 147H126V149H125ZM131 147H133V149L131 150ZM5 148H6V150H5ZM93 149V150H91V149ZM97 148V147H96ZM129 148V149H128ZM149 148V149H148ZM232 148V149H231ZM234 148V149H233ZM19 149V150H18ZM85 149H86V151H85ZM124 149V150H123ZM116 150V151H115ZM120 150V151H119ZM126 150V152L124 153V151ZM148 150V151H147ZM5 151V152H4ZM7 151V152H6ZM12 151L14 152V154H15V156H13L14 154H12ZM47 151H50V150H47ZM91 151H92V153H91ZM122 151V152H121ZM148 153H147V152ZM3 152H4V155H3ZM18 152H19V155H18ZM51 153H53V154H56L57 153V151L55 150V151H50ZM85 154H84V153ZM88 152V153H87ZM116 152V153H115ZM150 152V153H149ZM11 153V154H10ZM60 153V152H59ZM80 153V154H79ZM103 153V152H102ZM118 153H122L121 154V156H120V154H118ZM123 153H124V155H126V156H124L123 155ZM11 155V157H10V155ZM16 154L20 157V158H16ZM58 154V153H57ZM77 154V155H76ZM91 154V155H90ZM118 156L119 155V157H116L115 158V156L116 155ZM128 154V155H127ZM122 155L125 157H122ZM5 156H6V158L7 159H5ZM17 156V157H18ZM69 156V157H68ZM71 156V157H70ZM74 156V157H73ZM128 156H129V158H128ZM13 157V158H12ZM122 158V160L123 159H129V161H131L132 163H129V161H127L126 162V160L125 161H123L122 162V160L120 161V160H118L120 163H118L115 159H118V158ZM127 157V158H126ZM217 157V158H216ZM5 160H4V159ZM15 158V159H14ZM165 158V159H164ZM3 159V160H2ZM17 159H19V161H20V164H18V161H17ZM67 159V160H68ZM127 159V160H128ZM144 159V160H143ZM146 159V160H145ZM147 159H149V160H147ZM7 160H8V162H7ZM148 161L147 163L149 164V162H150V165H148L150 168H151V166H157V167H155V169H156V175H155V181H154V183H152L153 182V176H148L147 175V172L146 171H148V170H146L144 167H142V165L144 164V162L142 163L141 161ZM234 160H236V161H234ZM18 166V165H20V169H21V165H22V167H26V168H22V169H26L25 170V172H24V170H20V171H22V175L24 176H21L20 174V171H19V169H18V167H16V165H14V163ZM115 161H116V163L118 164V165H116V163H115ZM209 161H211V160H209ZM17 162V163H16ZM232 162V163H233ZM108 163V162H107ZM126 163H128V165H130V167H131V164H132V169L133 170H130L131 168L126 164ZM141 163V164H140ZM146 163V162H145ZM146 163V164H147ZM125 164L127 165L126 166V168L127 169H129V170H127L126 168H125ZM135 164H136V166H135ZM245 164L248 166H245ZM252 164V166H250V165ZM259 164V165H258ZM13 165L16 167V169H18V171H19V173L16 171V169H15V167H13ZM114 165L116 166V168H114ZM119 165H123V167L125 168H123L122 166H119ZM134 165V166H133ZM138 165H140V166H138ZM159 165L161 166V168H159ZM183 165H184V167H183ZM242 165V166H241ZM118 166L121 168V170L122 169H124V170H122V172L120 171V168H118ZM139 168H138V167ZM247 167V170H245L246 168L245 167ZM256 166H258V168L259 167H261L260 169H261V171L263 170V173H261L259 170H258V168L256 169V167L254 168V167ZM14 168V170H12L13 168ZM111 167V168H110ZM152 167V168H153ZM186 167V168H185ZM244 167V168H243ZM254 168V169H251V168ZM113 168H114V170H113ZM142 170H141V169ZM248 168H250L249 170L252 172V173H250V171L248 170ZM263 168V169H262ZM11 169V170H10ZM111 169L113 170V171H111ZM135 169V170H134ZM240 169H241V173H240ZM242 169H244L245 170V172H244V170H242ZM108 170V171H107ZM119 170V171H118ZM125 170H127L128 172H126ZM204 170V169H203ZM218 170H219V172H218ZM253 170V171H252ZM9 171L11 172L10 174H12V175H8L9 174ZM12 171H14V172H12ZM15 171H16V173H15ZM28 171V172H27ZM50 171V170H49ZM111 171V172H110ZM258 171V172H257ZM27 172V173H26ZM125 172V173H124ZM141 172V173H140ZM146 172V173H145ZM229 172V173H230ZM244 172V173H243ZM246 172H249V173H247L246 175H245V173ZM6 173H8V174H6ZM13 173H14V175H13ZM18 173V174H17ZM24 173H26V175L24 174ZM32 173V174H31ZM99 173V174H98ZM123 173V174H122ZM127 173V174H126ZM142 173H144V174H142ZM215 173V174H216ZM16 174V175H15ZM34 174V175H33ZM240 174H242V176L240 175ZM248 174H250L251 176H249L248 177ZM17 175H19V176H17ZM33 175V176H32ZM105 175V176H104ZM113 175V176H112ZM127 175V176H126ZM241 176V178H242V180H241V178H240V176ZM11 176V177H10ZM21 176V177H20ZM29 176V177H28ZM79 176V175H78ZM110 176V177H109ZM111 176L113 177L112 179H111ZM125 176H126V178H125ZM15 177V178H14ZM107 177H109V178H107ZM146 177V178H145ZM203 178L202 179V181H200L201 179L200 178ZM228 177V178H227ZM236 177V178H235ZM105 178V179H104ZM106 178L108 179V180H106ZM149 178V179H148ZM153 180H152V179ZM248 178H250L251 180L250 181H245V180H249ZM6 179H8L6 182H5V180ZM102 179H104V180H102ZM123 179H124V181H123ZM151 179V180H150ZM4 180V181H3ZM110 180H109V182H110ZM113 180V181H112ZM129 180V181H128ZM150 180V182H148ZM157 180V181H156ZM1 181L2 182H4V183H1ZM9 181V182H8ZM204 181V182H203ZM225 181V182H224ZM101 182V183H102ZM110 182V183H111ZM121 182V183H120ZM9 184V185H7V184ZM120 183V184H119ZM148 183H152L153 184V186L150 184H148ZM156 183V184H155ZM204 183H206V184H208V186H206V188L208 189V190H206V189H204V185L203 184ZM225 183V184H224ZM11 184V185H10ZM24 184H27V187H26V185H24ZM146 184H148V185H146ZM155 184V185H154ZM213 184V185H212ZM115 185H116V188H115ZM121 185V186H120ZM203 185V186H202ZM217 185V186H216ZM221 185V186H220ZM202 186V187H201ZM261 186V187H260ZM24 187H26L25 189H24ZM118 187V188H117ZM151 187V188H150ZM153 187H155V188H153ZM209 187V188H208ZM220 187V188H219ZM260 187V188H259ZM18 188V189H19ZM30 188V187H29ZM158 188V189H157ZM159 188H161V189H159ZM200 190H199V189ZM202 188V189H201ZM258 188V189H257ZM263 188V189H262ZM18 189H16V190H18ZM154 189H155V191H154ZM165 189H166V191H165ZM217 189H221V190H217ZM223 189V190H222ZM253 189H255V190H253ZM15 190V191H16ZM160 190V191H159ZM163 190V191H162ZM197 190H199V191H202V190H206L207 192H206V194L208 195L207 197L209 198L208 199V201H207V199H206V197H203L204 199H202V198H200V197H198L199 195H200V192H198ZM247 190V191H246ZM252 191V192H250V191ZM2 191L4 192L3 194H2ZM157 191V192H156ZM211 191H213V192H211ZM223 191V192H222ZM246 191V192H245ZM249 191V192H248ZM14 192V191H13ZM158 192H161L160 194L162 195H160V194H158ZM165 192V193H164ZM209 192V193H208ZM210 192H211V194H210ZM12 193V192H11ZM199 193V194H198ZM223 195H222V194ZM251 193V194H250ZM158 194V195H157ZM195 194V195H194ZM198 194V195H197ZM143 199H141L139 196ZM160 195V196H159ZM209 195H210V197H209ZM212 195V196H211ZM219 195V196H218ZM2 196H0V197H2ZM133 196H135V197H139L140 198V200H142L141 202L140 201H138V199H135V197H133ZM157 196H159V197H157ZM157 197V198H156ZM211 197H213V198H211ZM224 197V198H223ZM134 198V199H133ZM196 198V199H195ZM200 198V199H199ZM219 198V199H218ZM1 199V198H0ZM2 199H4V197H2ZM1 199V200H2ZM199 199V205H198V200ZM206 199V200H205ZM225 199H227V200H225ZM135 200H137V202L135 201ZM152 200H155V202H153ZM193 200H194V202H193ZM195 200H196V202H195ZM200 200H204V201H200ZM224 200V202L225 201H227V204H225L224 202H222ZM119 201V202H118ZM151 201V202H150ZM182 201H185L186 202V204H184L185 202H182ZM232 203H231V202ZM1 202V201H0ZM123 202V203H122ZM166 202V203H165ZM189 203V205H190V207H189V205H187L188 203ZM202 202H203V204H202ZM205 202V203H204ZM214 202V203H213ZM221 202V203H220ZM259 202H260V204H259ZM1 203H3V204H1L0 205V209H2L1 211L2 212H0V230L3 228H5L4 229V231L3 230H1V232L2 233H0V264H14L15 262L16 263H20V260H17V259H21V258H23L24 257V255H26V257H24L25 259L27 258V256L29 257L30 255H32V257L33 256H36V253H33V252H36L37 250L38 251H40L39 250V247H38V249H37V247H35V246H37L38 244H40V242L39 241H41L40 240V238L38 237V236H40V234H38L39 233V231H35L34 230V228L36 229V227H38L37 225L36 226H34L33 224H35L34 223V218L37 216V215H39L38 213H39V210H41L42 208H44V207H46V206H43V207H40V206H38L40 209H38L37 207H36V209L34 208L33 210L29 207L28 209H27V211H26V208H24V207H27L26 205H21V208H19L20 207V205H19V207L18 206H13L12 205V207H10V205L8 206L7 205V203L6 202H1ZM119 203H121V204H119ZM140 203V204H139ZM145 203H146V205H145ZM150 203H152L150 206H149V204ZM181 203H183V204H181ZM193 203H195V204H193ZM235 203V204H234ZM48 204H49V202H48ZM108 206H107V205ZM118 204V205H117ZM143 204V205H142ZM148 204V205H147ZM166 204V205H165ZM181 204V205H180ZM213 204V205H212ZM215 204H217V207L215 208L214 206H216ZM218 204H220V206L218 205ZM222 204V205H221ZM47 205V204H46ZM96 205V206H95ZM121 205V208L119 207ZM183 205V206H182ZM187 205V206H186ZM226 205V206H225ZM236 205V206H235ZM238 205H240V208H239V206ZM244 205V206H243ZM1 206H3V207H1ZM23 206V207H22ZM85 206H87V207H85ZM92 206V207H91ZM129 206V207H128ZM146 206H148L149 207V209H147V207ZM166 206V207H165ZM180 206V207H179ZM205 206V207H204ZM238 206V207H237ZM85 207V210L83 209ZM94 207V208H93ZM126 207H128V208H126ZM171 208V210H173V211H170V209H167V208ZM181 208V207H184V208H181V209H179V208ZM206 207H207V209H206ZM221 207H224V208H222L223 210H221L220 208ZM233 207L235 208H238V209H241L240 211V213L242 214V213H244L243 211H248L247 213H244V215H243V217L242 218H244L245 217V215H247L248 213H251L248 217H246L245 218V220L248 218L249 220H250V222H247V220H246V223L244 222L245 220H243L242 218H241V214L238 212V213H236L237 211H236V209L234 210L233 209ZM244 209L243 211H242V208ZM16 208H18L19 209V211H17L18 209H16ZM22 208L26 211V215L25 214H23V211L24 210H22ZM91 208H93L92 209V211L94 212H92L90 209ZM108 208V209H107ZM112 209L111 211H109L110 209ZM186 208H187V210H186ZM247 208H249V209H247ZM13 209V210H12ZM38 209V210H37ZM71 210V211H69L68 212V210ZM81 209H83V210H81ZM87 209H89L88 211H87ZM96 209V210H95ZM107 209V211H108V213L105 211ZM127 211H129V212H127ZM144 209L146 210H148V211H145L144 212ZM150 209H151V211H150ZM152 209H155V210H152ZM203 209H205L204 211H206V212H204L203 211ZM216 211H214V210ZM218 209V210H217ZM220 209V210H219ZM225 209H227V211L225 210ZM233 209V210H232ZM263 209V211H261ZM16 210V211H15ZM31 210V211H30ZM35 210H37V211H35ZM52 210V209H51ZM78 210L80 211V212H78ZM100 210H103L104 211V213L101 215V217H99L98 215H100L101 213H102V211H100ZM181 210L183 211V210H186L185 212L187 213V215L186 214H184L183 212H181ZM8 211H10V212H8ZM11 211H15V212H11ZM25 211H24V213H25ZM32 211H34V213H32ZM62 211V212H61ZM63 211H65V212H63ZM84 211H87V212H85V213H83ZM96 211H97V213H96ZM127 213H126V212ZM131 211V212H130ZM140 211H143V212H140ZM169 211V212H168ZM208 211V212H207ZM215 213H214V212ZM220 211V212H219ZM221 211H224L223 212V214H222V212ZM234 211V212H233ZM260 211H261V213H260ZM36 212V213H35ZM57 212H59V213H57ZM72 212V213H71ZM91 212L93 213V214H91ZM99 212H100V214H99ZM105 212H106V214H105ZM109 212H110V214H109ZM113 212H115V213H113ZM217 212H219V213H217ZM29 213V214H28ZM66 214V215H64V214ZM68 213V214H67ZM112 213V214H111ZM131 213V214H130ZM144 215L145 213H147V215L149 216H147L146 214V216L148 217V218H145V215L143 216L144 217V220H143V222H142V220L141 219H143V217H142V215ZM144 213V214H143ZM156 213V214H155ZM224 213L226 214V215H228V216H226L225 215V217L223 216L224 215ZM234 213V214H233ZM97 214V215H96ZM106 216H105V215ZM126 214H129V217L126 215ZM189 214V215H188ZM206 214V215H205ZM208 214H210V215H208ZM213 214H215V215H217V216H219V220H217L218 219V217H217V219L215 218V217H213L214 215ZM239 214V215H238ZM263 214V215H262ZM52 215H53V217H52ZM63 215V216H62ZM68 215H71V216H68ZM90 215V216H89ZM96 217H95V216ZM103 215H104V217H103ZM109 215V216H108ZM126 215V216H125ZM131 215V216H130ZM140 217H139V216ZM182 215H186V216H183L182 217ZM197 215V216H196ZM221 215V216H220ZM237 215V216H236ZM252 215H255V216H253V217H250V216H252ZM259 215H262V216H259ZM92 216V217H91ZM94 216V217H93ZM188 216V217H187ZM190 216V217H189ZM223 216V217H222ZM233 216L234 217H237V218H233ZM238 216H240V217H238ZM66 219H65V218ZM69 219H68V218ZM98 217V218H97ZM125 217L127 218L128 217V219L130 220H126L125 219ZM137 217H139V219H137ZM142 217V218H141ZM155 217H157V218H155ZM178 217V218H177ZM184 217H187V218H189V221H187L186 219L184 220L183 218ZM193 217V218H192ZM200 217V218H199ZM210 217H212V218H210ZM220 217H222L223 219H225L226 217V219L223 221V220H221V218ZM229 217H230V219H229ZM256 217V219H254ZM53 218H54V220H53ZM74 218V219H73ZM103 218V219H102ZM141 218V219H140ZM150 218V219H149ZM125 219V220H124ZM155 220V222L156 223H159V224H157L156 226H152V223L154 222V220ZM195 219V220H194ZM200 219V220H199ZM203 219H205V222H207V223H209V222H212L211 223V225L210 224H207V223H204L203 221ZM240 219V220H239ZM258 219V220H257ZM53 220V221H52ZM149 220L151 221L150 222V224H149ZM159 220V221H158ZM192 221V223H191V221ZM203 220V221H202ZM229 220V221H228ZM68 221V222H67ZM124 221H126V222H124ZM140 221H141V223H140ZM145 221H147V222H145ZM164 221V222H163ZM185 221V222H184ZM196 221H199V222H196ZM215 221V222H214ZM219 221V222H218ZM236 221V222H235ZM241 221V222H240ZM243 221V222H242ZM255 221V222H254ZM71 223V225H69V224H67V223ZM91 222V223H90ZM129 222V223H128ZM144 222H145V224L146 223H148L149 225H147V227L146 228H144L143 230H145V229H148V230H145V231H141L140 233H144V232H148L149 231V233H150V231L152 230V229H155V230H158V232L159 231H163L162 233H159V236H156V235H152V234H147L146 235V233H145V235H143V233L142 234H139V232H138V234L136 235V233H131V232H129V229L126 231V227L129 225H132V226H130L129 228L130 229H135V230H138V229H140V228H142V227H145V224H144ZM153 223V225L154 224H156V223ZM162 222V223H161ZM189 222V223H188ZM196 222V223H195ZM201 222H203L204 224H206V226L205 225H202V224H200L199 225V227H197L198 226V224L199 223H201ZM213 222L215 223V224H213ZM221 222V223H220ZM233 224H232V223ZM253 224H257V226H258V228H253L254 226H256V225H251L252 223ZM90 223V224H89ZM161 223V224H160ZM176 223V224H175ZM226 223V224H225ZM242 223H245L246 224V227H244L245 226V224H242ZM250 223V225L249 226H252V227H247V225ZM69 225V226H64V225ZM79 224H81V225H79ZM82 224H84V225H82ZM126 224H128V225H126ZM137 224V225H136ZM165 224V225H164ZM190 224V225H189ZM197 224V225H196ZM33 225V226H32ZM91 225H92V227H91ZM125 226V228H122V226ZM134 225H136V226H140V225H143V226H141V227H134ZM152 226V228H150L149 226ZM159 225H161L162 226V228H160L161 226H159ZM163 225H164V227H163ZM169 226V227H167V226ZM192 225V226H191ZM210 225V226H209ZM214 225V226H213ZM224 225H225V227H224ZM230 225V226H229ZM233 225V226H232ZM237 227H236V226ZM241 225V226H240ZM12 226V227H11ZM13 226H14V228H13ZM29 226V227H28ZM32 226V227H31ZM63 226H64V229H63ZM82 226H83V228H82ZM85 226V227H84ZM87 226V227H86ZM158 226H159V228H158ZM188 226V227H187ZM201 226H203V227H201ZM207 226H209L211 229H208V230H206V228H207ZM234 227V228H232V229H230V227ZM9 227V228H8ZM11 227V228H10ZM34 227V228H33ZM65 227H66V229H65ZM71 227V228H70ZM73 227V228H72ZM79 227V228H78ZM90 229H89V228ZM155 227V228H154ZM165 227H167V228H165ZM205 227V228H204ZM223 227V228H222ZM226 227L228 228L229 227V229H226ZM16 228H19V230H17ZM30 228V229H29ZM70 228V229H69ZM149 228H150V230H149ZM163 228H165V229H163ZM171 229V233H170V230L169 229ZM195 228V229H194ZM198 230H197V229ZM204 228V229H203ZM219 228V229H218ZM237 228V229H236ZM239 228H240V232H239ZM242 228V229H241ZM243 228H249V229H254V230H246V229H243ZM261 230H260V229ZM9 229V231H7ZM13 230V232H12V230ZM33 229V230H32ZM39 229V228H38ZM81 229V230H80ZM122 229V230H121ZM168 229V230H167ZM224 229H226V230H228V231H226V230H224ZM233 229H234V231H233ZM258 229H259V231H258ZM26 230V231H25ZM27 230L29 231V232H27ZM37 230V229H36ZM63 230H65V231H63ZM70 230V231H69ZM118 230L122 233V235H120L121 236V238H120V236H119V238H118V236H117V233H118ZM141 230V229H140ZM166 230H167V232H169V234L166 232ZM197 230V231H196ZM202 230V231H201ZM215 230H217V231H215ZM243 230H245L246 232L248 231V233L250 234L251 232H252V234L253 235H251V236H253L252 238L249 236V234L248 233H244L245 231H243ZM255 230H256V232H255ZM14 231H21L20 233H22V231L24 232L23 234H21V236L20 237H18V235L17 234H15L14 233ZM32 231V232H31ZM103 231H105L104 233H103ZM116 231H117V233H116ZM131 231V230H130ZM139 231V230H138ZM154 231V230H153ZM152 231V232H153ZM200 231V232H199ZM225 231V232H224ZM230 231V232H229ZM231 231H233V232H231ZM238 231V234L236 233ZM243 233H242V232ZM250 231V232H249ZM258 231V232H257ZM4 232V233H3ZM6 232H8V233H6ZM12 232V233H11ZM32 233V235H35V236H37L38 238H39V241H37L38 240V238H36L37 240V242H38V244H37V242H34L35 240H28L27 239V237H26V239H23L24 238V236H23V238H22V235H25V234H27V233H29V234H31ZM68 234H67V233ZM95 232H97V234L95 233ZM116 234H115V233ZM119 232V233H120ZM164 232H166V233H164ZM182 232H184V233H182ZM218 232H220V233H218ZM7 234V239L4 237V235L3 234ZM14 233V234H13ZM71 233V234H70ZM80 233H82V236L80 235ZM83 233H84V235H83ZM85 233H88V234H86L85 235ZM98 233H100L99 235H103L104 237H98V242L99 243H97L96 245L97 246H94V244H95V241H97V237L94 239V238H92V236H96V235H98ZM109 233V234H108ZM111 233L113 234V235H115V237L117 238H115V240H114V236H111L110 237V239H109V237L108 236H110L111 235ZM126 233V234H125ZM155 233V232H154ZM227 233V234H226ZM234 233H236V235H234ZM243 235H245V236H243ZM11 234V235H10ZM94 234H96V235H94ZM107 234H108V236H107ZM134 234V235H133ZM157 234V233H156ZM176 234V235H175ZM180 234V235H179ZM190 234V235H189ZM226 234V235H225ZM247 234H248V236H247ZM9 235V236H8ZM14 235V236H13ZM16 235V236H15ZM20 235V234H19ZM78 235H79V238H78ZM125 235V236H124ZM139 235H141V237L139 236ZM143 235V236H142ZM162 235H164V237L162 236ZM187 236L186 237V239H185V236ZM193 235V236H192ZM234 235V236H233ZM238 235H239V237H238ZM127 236V237H126ZM151 236V237H150ZM174 236V237H173ZM178 236H180L181 238V240L178 238ZM219 236V237H218ZM227 236V237H226ZM247 236V237H246ZM10 237H11V240H10ZM15 237V238H14ZM84 237H86V239H87V237H89V238H91V240H89V238H88V242H90V243H88V242H86V240H80L81 238L82 239H85ZM108 237V238H107ZM147 238V240H145V238ZM182 237H184V239H183V241H182ZM189 237V238H188ZM221 237H223L222 239H225V243L224 242H222L221 240ZM228 237H229V241H228ZM242 237H244V239L242 238ZM245 237H246V239H245ZM251 238V240L253 239V241H251V240H249V243H248V240H247V238ZM255 237V238H254ZM257 237V238H256ZM9 238V239H8ZM13 238V239H12ZM17 238V239H16ZM19 238H21V239H19ZM69 238V239H68ZM101 238H103L104 240H105V242H103L102 240L101 241H99ZM106 238V239H105ZM143 238V239H142ZM150 238V239H149ZM175 238H177L178 239V243L179 242H181L182 241V243H180V245L176 242V239ZM187 238L188 239H190V240H187ZM208 238V239H207ZM211 238V239H210ZM217 238V239H216ZM218 238H219V240H218ZM24 240V241H22L23 242V244H22V242L20 243V241L21 240ZM68 239V240H67ZM72 239H75V243L73 242V240ZM95 240L94 241V243H93V240ZM107 239H109L110 241H108ZM126 239V240H125ZM174 239V240H173ZM192 239H195V240H192ZM208 241H207V240ZM212 239H213V241H217L218 240V242H216V243H223V245H217V244H214L215 242H213L212 241ZM221 239V240H220ZM3 240H5V242H3ZM14 240V241H13ZM18 240H20V241H18ZM77 240V241H76ZM80 240V241H79ZM106 240L108 241L107 242V244H106ZM113 242H112V241ZM117 240V241H116ZM157 240V241H156ZM208 242V243H211V245L212 246H208V244L206 243V241ZM209 240H211V241H209ZM256 240V241H255ZM18 241V244L20 243V245L22 246L23 245V247H21L20 245H18L16 242ZM67 241L68 242H70V243H67ZM83 241H85L86 242V246H84L83 245V243L80 245L78 242H83ZM119 241H120V245H119ZM143 241V242H142ZM151 241V242H150ZM185 241V242H184ZM203 241H205V243H206V246H205V243H202ZM245 241V242H244ZM261 241V242H260ZM100 242H103L102 244H101V249H100ZM109 242H110V245H109ZM112 242V243H111ZM118 244H117V243ZM142 242V243H141ZM145 242H147V243H145ZM149 242H150V244H149ZM161 242V243H160ZM175 242H176V244H178V245H176L175 244ZM213 242V243H212ZM8 243V244H7ZM16 243V244H15ZM24 243H26L27 244V246H28V244L29 245H31V248H30V246L27 248V246H26V250H28V251H26L25 250V246H24ZM145 243V245L143 246V244ZM243 243H244V245H243ZM246 243V244H245ZM251 243V244H250ZM252 243H253V245H252ZM89 244V245H88ZM90 244H91V246H90ZM92 244H93V246L95 247V249H93L94 247H92ZM149 245V246H147V245ZM190 244V245H189ZM201 244V245H200ZM203 244H204V246H203ZM225 244V245H224ZM33 245H35V246H33ZM105 247V249L104 250H102L103 249V246ZM138 245H140V246H138ZM182 245H183V248H182ZM188 245V246H187ZM210 245V244H209ZM213 245H217V247H215L214 248V246ZM248 246V248H247V246ZM39 246V245H38ZM81 246H83V248H81ZM88 246H90V247H88ZM178 246V247H177ZM199 246L201 247V248H199ZM239 246H240V248H239ZM260 246H262L261 248H260ZM12 247V248H11ZM18 247H19V249L21 248V249H23L24 248V251H22V253L20 252V254L22 255V257H21V255L19 254V249H18ZM65 249H66V246H63ZM63 247H61V249L63 248ZM77 247H75L76 249H77ZM98 247V248H97ZM113 247H116L117 249L115 250ZM203 247V248H202ZM207 247H208V249H207ZM213 247V248H212ZM255 247V248H254ZM32 249L31 251H29L30 249ZM63 248V249H64ZM72 248V249H71ZM85 248V249H84ZM86 248H88V251H87V249ZM91 248V249H90ZM153 250H151V249ZM204 248H205V251L203 252V250H204ZM245 249V250H243V249ZM16 249H18L17 251L18 252H16V255L18 254V256H17V259H15V251H16ZM63 249L61 250V251H63ZM64 249V253H65V251H66V253H68L69 254V252L67 251V250H65ZM82 249H84V250H82ZM96 249H100L99 250V253L101 252V255H99V253L97 254V252H98V250H96ZM113 249L115 250L114 251V253H116V254H114L113 253ZM148 249V250H147ZM150 249V250H149ZM170 251H169V250ZM182 249V250H181ZM212 249V250H211ZM79 250H81V251H79ZM104 251V252H110V253H113V254H111L110 256H107L108 254H106V253H104V252H102V251ZM107 250H109V251H107ZM111 250V251H110ZM14 251V252H13ZM29 252V253H26V252ZM37 251V252H38ZM83 251V252H82ZM90 252V253H94V252H96L95 253V255H94V258H93V253L92 254H90V253H88L89 255L87 256V255H85V254H87V253H85V252ZM117 251V252H116ZM138 251V252H137ZM151 253H150V252ZM171 251H174L175 252V254H174V252H171ZM243 251V252H242ZM82 252V253H81ZM154 254H153V253ZM171 252V253H170ZM249 252V253H248ZM254 252H255V254H254ZM25 253V254H24ZM30 253H32V254H30ZM39 253V252H38ZM102 253H103V255H102ZM173 253V254H172ZM241 253V254H240ZM248 253V255H246V257L248 256H250L251 254H254L255 256H254V258L252 257L253 255H251V257H249V259H248V257L246 258L245 257V254H247ZM251 253V254H250ZM13 254V255H12ZM24 254V255H23ZM27 254H29V255H27ZM35 254V255H34ZM97 254V255H96ZM136 254V255H135ZM154 256H153V255ZM38 255V254H37ZM55 255H57V254H55ZM78 257H77V256ZM90 255H92L91 257H90ZM100 256L98 259H97V256ZM150 255V256H149ZM15 256V257H14ZM20 256V257H19ZM76 256V257H75ZM231 256H232V259H234V260H232V259H230L231 258ZM243 256V257H242ZM10 257V258H9ZM11 257H13V258H11ZM19 257V258H18ZM91 259H90V258ZM38 258H40L39 260L41 261V258H42V255L41 256H36V257H33V262H35L34 260H38ZM243 258H246V259H244V260H246V261H244L243 262ZM257 258V259H256ZM93 259H94V261H93ZM252 259H253V261H252ZM9 260V261H8ZM92 260V261H91ZM231 260L232 261H234L233 263L231 262ZM250 260H251V262H250ZM19 261V262H18ZM39 261V262H40ZM58 261H60V259H58ZM70 261H72V262H70ZM134 261H135V263H134ZM25 262H26V260H25ZM25 262L24 263H22V264H25ZM67 262H69V263H67ZM93 262V263H92ZM231 262V263H230ZM247 262V263H246ZM21 264V263H20ZM47 264V263H46ZM48 264H58L57 263V261H55L54 263H53V261H51V262H48ZM60 264V263H59Z\"/></svg>",
    "mask_w": 264,
    "mask_h": 264
},
{
    "label": "bare ground",
    "instance_id": "6f19581e",
    "mask_svg": "<svg viewBox=\"0 0 264 264\" xmlns=\"http://www.w3.org/2000/svg\"><path fill=\"white\" fill-rule=\"evenodd\" d=\"M4 2H3V5H6V3H7V1L8 0H3ZM37 1V0H36ZM34 1L35 3H30L31 2V0H30V5L32 6L33 4L35 5L36 3H38L39 1ZM51 1V2H50ZM54 1V2H53ZM72 1H74V0H72ZM106 1V0H105ZM116 1V0H115ZM122 1H124V0H122ZM141 1H143V0H141ZM141 1H139V2H141ZM148 1V0H147ZM151 1V0H150ZM149 1V2H150ZM153 1H155V2H153V5H154V3L156 4V3H158V2H156V1H159V0H153ZM161 1V0H160ZM163 1H165V0H162V2H160V3H163ZM175 1V0H174ZM187 1V0H186ZM221 1V0H220ZM226 1V0H225ZM236 1H238V0H235V2ZM253 0H247V3H249V2H252ZM255 1V0H254ZM260 1V0H259ZM259 1L257 2V3H259ZM9 2V1H8ZM21 2V1H20ZM23 2H26L27 3V1H23ZM22 2V3H23ZM42 2V1H41ZM47 2H48V0H47ZM55 3V4H53L52 5V7H53V9H55V5H59V1H57V2H55V0H49V4L50 3ZM62 2H63V0H62ZM65 2V1H64ZM69 2V1H68ZM94 2V1H93ZM96 2V1H95ZM109 1H107V3H108ZM112 2V1H111ZM114 2V1H113ZM119 2V1H118ZM120 2H121V0H120ZM144 2V1H143ZM167 2V1H166ZM165 2V3H166ZM172 2V1H171ZM171 2H170V0H169V3L171 4ZM176 2H178L179 3V1H177L176 0ZM175 2V3H176ZM213 2V1H212ZM217 2H219V0L218 1H216V5H214V7H217ZM230 2V1H229ZM232 2V1H231ZM231 2H230V4H231ZM241 2H243L242 0L241 1H239L238 3H241ZM245 2H246V0H245ZM244 2V3H245ZM262 2V1H261ZM26 3H25V5H26ZM60 3H61V1H60ZM66 3V2H65ZM72 3V2H71ZM122 3H125V1L124 2H122ZM159 3V4H160ZM168 3V2H167ZM168 3V4H169ZM174 2H172V4H173ZM174 3V4H175ZM178 3L176 4V5H178ZM182 3V2H181ZM211 3V2H210ZM214 3V2H213ZM213 3H211V4H213ZM246 3V4H247ZM253 3V2H252ZM252 3H250V4H252ZM0 4H2V3H0ZM19 4L20 3H18V6H19ZM41 4H43V3H41ZM63 4V3H62ZM77 4V3H76ZM97 4V3H96ZM102 4V3H101ZM100 4V5H101ZM103 4H106V3H103ZM102 4V5H103ZM126 4H127V2H126ZM125 4V5H126ZM132 4V3H131ZM138 4V3H137ZM141 4V3H140ZM148 4V3H147ZM158 4V5H159ZM168 4H166L165 6H169ZM180 4V3H179ZM189 4V3H188ZM211 4H208V5H211ZM215 4V3H214ZM224 4V3H223ZM230 4H228V5H230ZM242 5H243V3H241ZM255 4V2L253 3V6H254V8H253V6H251L249 9L251 10V11H254V10H256L257 9V6H259V4L257 5V6H255L254 5ZM3 5H1V6H3ZM23 5V4H22ZM28 5V4H27ZM48 6L47 4H44L43 6ZM51 5V4H50ZM64 5V4H63ZM68 5H69V3H68ZM72 5L74 6V4L72 3ZM101 5V6H102ZM108 6H107V9H110L111 7H114V5H116V3H114V4H107ZM120 5H122V4H120ZM124 5V6H125ZM129 5V4H128ZM128 5L126 6V7H128ZM145 5H146V3H145ZM151 5V4H150ZM161 5V4H160ZM193 5V4H192ZM219 6L220 5H222L221 3L220 4H218ZM226 5V4H225ZM228 5H226V6H228ZM235 5V3L233 2V6ZM236 5H238L237 4V2H236ZM234 6V9H238V6ZM249 5V4H248ZM247 5V6H248ZM262 5H264V3H262ZM11 7H13L12 5H10ZM38 6H39V4H38ZM72 6V9H75L74 7ZM77 6V5H76ZM75 6V7H76ZM78 6H80L79 4H78ZM82 6H83V4H82ZM82 6H80L79 8H82ZM95 6V5H94ZM98 6H99V4H98ZM100 6V7H101ZM119 6V5H118ZM123 6V7H124ZM132 6V5H131ZM136 6H139V5H136ZM141 6V5H140ZM149 6V5H148ZM156 6V5H155ZM154 6V7H155ZM163 6H164V4H162V8H163ZM174 7H175V5H173ZM181 6V5H180ZM223 6V5H222ZM222 6H220V7H222ZM225 6V8H227V9H230V8H232V7H230V8H228V7H226ZM241 6V5H240ZM244 6V5H243ZM241 6L242 8H244V7H246V6ZM16 7H17V5H16ZM26 7V6H25ZM35 7L38 9V7L35 5ZM49 7V6H48ZM71 7V6H70ZM87 7V6H86ZM95 7H97V5L95 6ZM94 7V8H95ZM100 7H99V9H100ZM103 7V8H102ZM101 7V9L100 10H102V11H104L105 9H104V7H105V5L104 6H102ZM142 7V6H141ZM140 7V8H141ZM144 7V6H143ZM147 7V6H146ZM152 7V6H151ZM156 7H159V6H156ZM170 7H172V5H170ZM213 7V8H214ZM235 7H237V8H235ZM249 7V6H248ZM255 7H256V9H255ZM259 7H261V4H260V6ZM258 7V8H259ZM1 8V7H0ZM5 8H6V6H5ZM13 8H15V7H13ZM28 8V7H27ZM29 8H30V6H29ZM50 8V7H49ZM59 7H57V9H58ZM62 8V7H61ZM91 9L90 10V8H88V9H86V10H88L87 11V13H83V11H85V9H83V11H82V9L80 10V9H78V8H76V10H74V13H73V11H71L72 13H73V16H74V18H75V21H77L78 23L77 24H79V26L77 25L76 27H78V29H77V31L74 33V34H72V32L70 33L69 31H73V30H70V29H68L67 30V32L65 33V32H63L62 31V33L61 34H59V35H61L60 37H58V36H56V34H54V36H56V37H58L56 40L55 39H53V38H56V37H53V38H51L49 35H52L50 32V34L48 33V35H42V36H40L39 38H34V40H33V43L30 45V47H28V46H26V48L28 49L27 51H25L27 54L25 55L26 56V59H24V60H22V64H20L21 65V67L19 68V65H15L16 63H18V60H17V56H16V63L14 64L13 62H12V60L11 61H9V63H10V65H11V63L12 64H14V67H13V71L15 70V68L17 67V70L22 74V76H24V74H27L24 78L23 77H20V78H23L22 79V82L21 83H18L19 82V80H21L20 78H19V80H18V84H20L21 86L20 87H22V92L20 91L19 92V89L21 90V88H17L16 86H15V88H17V89H11L12 87H14V86H12L11 88L9 87V85H11V80H13L14 78H13V74H11V71H12V69H10L11 67H12V65H11V67L8 69L9 71V73L7 72V69H6V66H9V65H7L8 64V60H7V64H6V61H5V64H6V66H5V64H4V61H2L3 59L0 57V116L4 113H6V115H4V117L6 116V120L8 119V120H10L9 122H7V124L9 125V124H11L12 125V128L13 129H15L16 130V128H18L19 127V129H17V130H20L18 133H20V134H18L17 133V131H14V132H16L17 134L15 135V133H13V130H12V133H13V135H15L16 136V140L14 139V141H19V145H18V147L20 148V153L22 152V156L24 157L23 159L24 160H26V162L28 163V164H30L31 165V168L32 169H35L36 171H37V174H36V176L34 177V178H29V179H14V180H12V181H10V182H15V184L17 183V184H21V183H27L29 186H28V189L26 188L27 187V184H24V185H26V187H24V189L26 188L27 189V191L25 192H22L23 190H21L19 187L22 185L23 186V184H21L20 186H18V188H16V189H18V190H10V191H6V194H7V192H10V194L8 193V195H4L3 193L5 192H3L2 191V194L4 195V196H2V195H0V196H2V197H4V199H2V197H0L1 199H0V201L1 202H6L7 203V205L9 204L10 205V207H12V205L13 206H18L19 207V205H20V207L19 208H21V205H28L32 210L35 208L36 209V207L38 208V209H40L38 206H40V207H43V206H46V207H44V208H42L41 210H39V215H37L35 218H34V223L35 224H33L34 226H38V227H36V229L34 228V230L37 232V231H39V233L38 234H40V236H38L39 238H40V240L41 241H39V238L37 237V236H35V235H32V231L30 232L31 234H29V233H27V234H25V235H22V238H23V236H24V238L23 239H26V237H27V239L28 240H35L34 242H37V241H39L40 242V244H38V242H37V244L39 245H37V246H35V245H33V246H35V247H37V249H38V247H39V250L40 251H36V252H33V253H36V256H41L42 255V258H41V261L39 260L40 258H38V260H34L35 262H33V257H36V256H33L32 257V255H30L29 257L27 256V258L25 259L24 257H26V255H24V257L23 258H21V259H17V256H18V254L16 255V252H18L19 250V254H20V252L22 253V251H24V248L23 249H19V247H18V249H16V251H15V259H17V260H20V263L22 264V263H24L25 262V260H26V262H25V264H48V262H51V261H53V263L55 262V261H57V263L59 264H61V262L65 259V260H67L68 259V257H71V256H74V254L76 253V252H78V249H80V247H77V242L75 243L74 241H75V239H72L73 240V242L76 244V246L73 244V250H71V253H70V251L67 249L69 246L70 247H72L71 246V243L70 242H68L67 241V243H70L69 244V246L67 247V245L65 244L64 245V243H65V239H66V235L64 234H61L62 232H60V226H58V225H61L62 223L63 224H65L64 223V221L65 220H61L62 221V223H55V222H58V221H54V222H51L49 219H50V211H52L53 212V215H54V218H56L57 217V219L59 218V221H60V217H61V214L59 213L60 212V209L62 210L65 206H64V204L66 205V206H68V208L69 207H71L70 209L71 210H74V211H76L78 208H81L82 206H84V205H94V204H100V202H101V204H100V206H96V207H98L99 209H105V198L106 197H108V196H110V195H114V194H116L115 192H116V189L114 190V187H112V182H111V180H110V182H109V180L107 179V178H109V177H107L106 178V180H108L107 182H102L101 180H99V178H98V176H97V172H100V170L101 169H104L103 168V166L104 165H108V166H110V165H112V164H109V163H113L114 162V158H112L113 156H114V153H111V152H113L112 150H113V148L114 149H116L117 150V148H119L118 146V144L120 143L119 141H116V140H112V142L113 143H111L110 145H111V147H113L112 149L109 147V151H107L108 150V147H107V149H101L103 146H100V147H98V146H95L94 148L96 149V152L95 153H93L91 156H87L86 157V155H88V154H86L85 156H76V157H74V158H72V159H66V157H67V155H66V153L67 152H69V148H67V146L70 144V141H72V138H75L74 140H76L77 142L78 141H82V139H84V140H90V138L91 137H93V136H95V134L94 133H97L98 135H96V138H98V136H101V134L103 133V134H110V132L111 131H115V132H123L122 130H124V132L125 131H127V130H130V129H132V128H137V126H138V124H140L141 125V127H143L144 126V128H142V129H133L134 131V134H135V132H139L140 133V135L143 137V139H145V140H147V139H153V138H155L154 139V142L156 143V144H164V143H167V145L169 146V147H172V151L176 154V155H178L179 157L178 158H181V164H184V165H188L189 164V160L190 161H195V164H194V167H193V169L195 170V171H193L194 172V179L195 180H197V176H199V174H201V172H206V176L205 177H207L208 175H211L210 173H213V175L212 176H210V177H207L208 178V181L206 180V182L209 184H211V183H213L214 182V184L215 183H217L219 180H218V178L220 179V178H222V177H220L219 175V173H221L222 175L221 176H223V178L225 179V176H228V174H229V177L231 176V172H233L234 170L233 169H239V164H242L243 163V160H242V162H240L241 160L239 159V160H234V161H236V162H233L232 160L231 161H229V156H227V153H226V149L224 150L223 149V147L221 148V147H218V146H216V145H214V144H217V143H215V142H212V143H214V144H210L207 140L210 138H208L207 136H206V134L205 135H202V137H200V135H198V134H200L198 131H192L191 130V134L192 135H188V137H187V135H183L184 133H183V131H185L186 129H187V125L189 124H187V122H188V120H186V118H187V116H181L179 113H178V109L176 108V106H175V104H173V103H171V104H173L172 106L174 107L175 106V108H172V110H171V112L170 113H172L173 112V114H166L167 112H166V110L167 109H165V112H163V110L161 111V109L162 108H159L158 106H161V105H158L159 104V102H160V104H161V99H160V96L162 95H159V93L158 92H160V89H159V91L157 92V88H155L156 86H154V84L152 83V82H154V80L153 81H151L150 80V78H148V77H150V76H148L147 78H148V80H150V82L147 80V82H143V80H140L139 82H141L142 81V84H144L145 85V87L144 86H142V88L143 89H141V91H139L138 93H137V91H138V89H137V91H135V89L132 91V88H130V86L128 87L129 89H127L126 88V86H125V88L123 89V95H121V93L119 94L120 96H122V98L118 95V94H115V95H118L116 98H118V97H120V99H117V100H120V107H123V109H122V112L121 113H123L121 116H122V118L121 117H119L118 115L119 114H117V111L114 109H112L111 108V106H104L103 107V105L102 106H100L101 105V103H100V110H101V107H103L102 109H104V110H101V112L97 115L98 117V119L95 117V112L96 111H94V106H93V108H86L88 105H86V107L84 108V107H82L83 105H81L82 104V100H81V98H80V100H81V102H80V100L78 99V102H80V103H78L82 108H77V106H79L78 104H75V105H77V106H74V104H73V102L72 103H68V104H72V106H73V108L74 109H78V111H80V113L83 115V116H85V118H86V120H87V123H85L84 125V129H85V131L87 132L86 133V135H89L88 133L90 132V133H92L93 134V136H86V138H84L83 136V138H81L79 135L80 134H78L77 133V127L80 125V124H78L79 123V121H75V120H77V119H79L80 120V118H78V117H76V119L75 120H73L74 118H72V122L75 124V125H73V126H75V128L74 129H72L73 127L71 126V127H68V124H70L71 122H70V119H69V117H68V114L66 113V104H64L63 106H62V104L65 102V98H61L62 99V102L63 103H60V101H58V100H56L57 98L56 97H58L59 96V93L58 92H60L61 90L60 89H62L63 87L65 88V83L66 84H68L67 86V88L69 89V85L71 84V85H75V83H77V82H75V83H73V81L71 82V80H70V82H68L67 80L69 79V76L70 75H72V74H75V73H78L79 75H80V73H81V78L83 77L84 78V76L85 75H83V74H86V72L85 71H83V72H85V73H83V72H79V70H78V68H80L81 67V63H82V61L83 60H79L78 61V59L79 58H81V59H83V56H84V59L85 60H87L88 62H90V63H92L93 65L94 64H96L97 65V63L99 62V60H100V58L103 56V54L105 53H109L110 54V56L112 55V57H115V59L116 58H118V64L120 63L121 64V62H122V65H120V67H122L123 66V64H125V62L123 63V57L121 58V56H120V54L119 55H117L118 54V52L123 48L124 49V51H127V50H129L128 49V45L127 44H129V42H130V39L129 38H132V41L133 40H135V38L133 39V35L136 33V31H138V30H136V31H134V33H132L133 35L130 37L129 36V38H128V40H129V42H127L125 45H122L123 47H121V49L119 50V46L117 45L118 43H119V41H120V39L118 38V42H117V44H116V40L115 41H113V38H114V36H115V33H117V31L116 30H118L119 29V24H117L118 26L116 27V30H115V28L113 29L111 26H109V27H111L113 30H111V31H113L114 32V35H112L113 37H111V35L109 34V39L107 38L106 39V37L108 36V33L109 32H107V30H104V29H106V28H104L103 29V27L101 28V26L99 27V26H97L96 25V22L97 21H105V19H102L104 16H103V13H102V11H98V10H96V8L95 9ZM98 8V7H97ZM115 8L116 7H114L113 8V10H107V11H114L115 10ZM119 8H122V7H119ZM150 8V7H149ZM148 8V9H149ZM166 8V7H165ZM169 8V7H168ZM179 7L177 6V9H178ZM189 8H190V6H189ZM193 8V6L191 7V9H189L187 12H188V14L187 15H189L190 14V12L192 11H194L195 9H192ZM205 8V7H204ZM207 9H208V7H206ZM212 8V9H213ZM218 9H219V7H217ZM225 8H224V11H225ZM16 9V8H15ZM19 9H20V6H19ZM24 9H26V8H24ZM24 9H23V12H25L24 11ZM33 9V7L31 8V10ZM47 9V8H46ZM46 9H41V10H43V14H41L42 15V18H44V20H45V16H46V13L48 12V10H46ZM117 9V8H116ZM136 9V8H135ZM152 10H153V7L151 8ZM159 9V8H158ZM171 9V8H170ZM180 9V8H179ZM183 9V8H182ZM181 9V10H182ZM211 9V8H210ZM215 9V8H214ZM214 9L213 10H211V12H213L214 11ZM233 9V8H232ZM231 9V10H232ZM234 9L232 10V12L234 11ZM246 9L248 10V8L246 7ZM261 9H263V8H260V9H258L259 11V13H260V10ZM1 10H3V12H0V13H3V14H6V13H4V8L3 9H1ZM6 10H8V9H6ZM10 10V9H9ZM8 10V11H9ZM30 10V9H29ZM44 10L45 11H47V12H44ZM56 10V9H55ZM55 10H51V13L50 12H48V15H49V13L53 16L54 14H53V12L55 11ZM65 10V9H64ZM94 10H96V11H98V12H101L100 14L99 13H97L96 11H94ZM105 10V11H106ZM121 10H124L125 11V8L123 9H121ZM121 10H119V11H121ZM137 12L139 11V8L137 7ZM145 10V9H144ZM151 10V11H152ZM156 10V9H155ZM160 10V9H159ZM169 10V9H168ZM167 10V11H168ZM173 10V9H172ZM171 10V11H172ZM176 10V9H175ZM196 10H197V8H196ZM215 10H217V9H215ZM240 10H244V9H239V11ZM13 11H15V10H12V8H11V10H10V12H12L13 13ZM27 11H28V9H27ZM27 11H26V13H27ZM32 11H35V10H32ZM61 11H62V9H61ZM104 11V14H106V13H108V15H111L112 16V14H113V16H115L114 14H116V12L114 13H110L109 14V12H105ZM117 11V10H116ZM119 11H117V12H119ZM131 11V13H134V11H132V10H129V11H127L126 10V12H130ZM142 11H143V9H142ZM166 11V10H165ZM170 11V10H169ZM168 11V12H169ZM180 11V10H179ZM179 11H177L176 13H178ZM190 11V12H189ZM207 11V10H206ZM206 11H204V12H206ZM218 11V10H217ZM216 11V12H217ZM224 11H222V12H224ZM229 11V10H228ZM238 11V10H237ZM236 11V13H238ZM249 11V10H248ZM6 12V11H5ZM16 12V11H15ZM14 12V13H15ZM23 12H20L21 14H23ZM31 11H29L28 13H30ZM38 12H39V10H38ZM58 12V11H57ZM63 13L65 12V11H62ZM62 12H59V13H56L55 15L56 16H58L59 14V19H58V21L61 23V22H66L67 20H68V18H66V15L65 14H61ZM136 12V13H137ZM140 12V13H139ZM138 13L139 14H141V16L143 17L144 15H145V13L146 12H148V11H143L144 12V15H143V12H141V10L139 11ZM150 12V11H149ZM157 12V11H156ZM159 12V11H158ZM157 12V13H158ZM162 12V11H161ZM161 12H160V14H161ZM174 12V14H176L175 13V11H173ZM181 12V11H180ZM183 12V11H182ZM203 12V13H204ZM209 12V11H208ZM208 12H206V13H208ZM211 12H210V14H211ZM216 12H214V13H216ZM219 12V11H218ZM218 12H217V14H218ZM231 12V13H232ZM246 11L244 10V12L243 13H245ZM257 12V13H258ZM17 14H18V11L16 12ZM15 13V14H16ZM24 14V15H21L20 16V20H18V18L16 19L15 18V20H18V24L19 25H15V24H17L16 22H15V24H13L14 23V21H13V23H11V25H6V26H12V27H14L13 25H15L17 28L15 29V28H12L13 29V31L10 33V37L9 38H7V43H6V41H5V38L7 37V36H4V41H2V43L4 44V43H6L7 44V46L9 47L8 49L10 50V48H11V51H7V53H6V51H3V54L4 53H6L7 55H10V53H12V56L14 57V55H13V53L15 54L16 52H17V50L18 49H21V48H19V47H21V46H23V44H25L26 42H28V39H30L29 37L31 36V34L32 33H34L33 32V29L34 28H36V27H41V26H43V25H40V21H39V19L41 18V16L39 17V15L37 14H32V13H30V14ZM67 13V12H66ZM71 13V14H72ZM137 13V14H138ZM150 13H152V12H150ZM153 13H154V10H153ZM163 13H165V12H163ZM167 13V12H166ZM164 14V16L166 15L167 16V14ZM171 13V12H170ZM195 13V12H194ZM220 13V12H219ZM227 14H231V13H229V12H226ZM226 13H224V14H221V15H226L227 16V14ZM234 13H235V11H234ZM233 13V14H234ZM236 13L234 14L235 16H236ZM247 13V12H246ZM250 13V12H249ZM251 13H253V12H251ZM255 13H256V11H255ZM2 14V15H3ZM44 14H45V16H44ZM118 14V13H117ZM129 14V13H128ZM127 13H125V15H126V17H127V15H128ZM136 14V15H137ZM139 14H138V16H139ZM181 14V13H180ZM184 14V13H183ZM183 14H181V16L179 15L178 17H182V15ZM216 14V15H217ZM233 14H231V15H233ZM248 14V13H247ZM247 14H245V15H247ZM262 14V13H261ZM261 14H248V19L245 17V22H246V24H245V22H244V26L243 27H241V28H237V30H236V28L234 29V30H230V29H233L235 26L233 25V24H235L236 23V21L234 20V15H233V20L232 21H235L233 24L230 22V24H232L233 26V28H230L229 26H225V21L226 20H224V22H223V20H221V22L220 21H218V22H220V23H218L217 25H219V24H221L222 25V23H223V28H225V27H227V28H230V29H228L229 30V32L230 31H234V33H231L232 35H230L229 36V38H226V39H219V38H217V37H212L211 36V34L208 36V38H206L207 40H209V41H211L212 43L214 42V44H212L214 47H216V43L217 44H221L220 45V47L218 48V47H216V48H218L217 49V52H221V50H223L224 48H225V46L227 45V44H230V43H234V41H238V38L242 35V34H250V33H252L255 29H257L259 26H261V25H263L264 24V16H259V15H261ZM1 15V16H2ZM50 15V16H51ZM54 15V16H55ZM123 16L124 15V13L123 14H119V17H121V16ZM125 15H124V17H125ZM146 15H147V13H146ZM158 15V14H157ZM168 15H170V14H168ZM186 15V16H187ZM194 15V14H193ZM205 15H207V14H205ZM216 15H214L215 17H216ZM238 15H240V13H238ZM4 16V15H3ZM6 16H7V14H6ZM13 16V15H12ZM19 16V15H18ZM17 16V17H18ZM44 16V17H43ZM51 16V17H52ZM72 16V17H73ZM107 16V15H106ZM136 17V16H133V17H136V18H140V16L139 17ZM160 16H163V14L162 15H160ZM163 16V17H164ZM170 16H172V14L170 15ZM169 16V17H170ZM174 16V15H173ZM173 16H172V19H173ZM175 16H177V15H175ZM185 16V17H186ZM191 16H192V14H191ZM213 16V17H214ZM230 15H228V17H229ZM242 16H244V15H242ZM57 17V18H58ZM110 17V16H109ZM116 17H118V15L116 16ZM123 17V18H124ZM129 17V16H128ZM130 17L132 18V14H130ZM145 17V16H144ZM185 17H183V18H185ZM188 17L189 16H187V19H188ZM194 17H196V16H194ZM198 17V16H197ZM220 17V16H219ZM227 17V18H228ZM237 18H238V16H236ZM13 18V17H12ZM11 18V19H12ZM41 18V19H42ZM54 18V17H53ZM52 18V19H53ZM56 18V17H55ZM114 18V17H113ZM155 18H158V17H155ZM165 18L166 17H164V20H165ZM171 18V17H170ZM170 18H167L166 19V21H167V24H168V19H170ZM175 18V17H174ZM217 18V17H216ZM224 17L222 16V19H223ZM229 18H231L232 19V17H229ZM236 18V19H237ZM242 18V17H241ZM7 19H9L8 17H7ZM46 19H48L47 18V16H46ZM110 18H108V20H109ZM118 19V18H117ZM120 19V18H119ZM127 19V18H126ZM125 18L122 20V21H124V20H126ZM135 19V18H134ZM146 19V18H145ZM162 19V18H161ZM161 19H160V17H159V19H155V22H156V20L157 21H161ZM179 19V18H178ZM178 19H176V20H178ZM213 18H211L210 20H212ZM221 19V18H220ZM226 19V18H225ZM231 19H229V20H231ZM239 19H240V16H239ZM238 19V20H239ZM43 20V19H42ZM50 20V19H49ZM48 20V21H49ZM69 20H71V18H69ZM72 20H73V18H72ZM113 20H115V19H113ZM133 20V19H132ZM137 20H139V19H137ZM144 20V19H143ZM163 20V21H164ZM175 20V21H176ZM180 20V19H179ZM185 20V19H184ZM200 20V19H199ZM215 20V19H214ZM228 20V19H227ZM237 20V21H238ZM240 20H242V19H240ZM1 21V20H0ZM4 21V20H3ZM3 21H2V23H3ZM46 21V20H45ZM44 21V22H45ZM51 21V20H50ZM74 21V20H73ZM72 21V22H73ZM74 21V22H75ZM110 21V20H109ZM120 21V20H119ZM122 21H120V22H122ZM127 21V20H126ZM131 21V20H130ZM141 21V20H140ZM166 21H164V23L166 24ZM172 21V20H171ZM174 21V20H173ZM181 21V20H180ZM189 20H187V22H188ZM192 21V20H191ZM191 21H190V25L191 24H193V23H195V22H193V23H191ZM194 21H195V19H194ZM209 21V20H208ZM213 21V20H212ZM8 21H6V23H7ZM70 22V21H69ZM107 22V21H106ZM113 22V21H112ZM116 22V21H115ZM128 22V21H127ZM132 22V21H131ZM144 22V21H143ZM177 22H179V21H177ZM177 22H176V25H177ZM186 22V21H185ZM184 21H183V24L185 23ZM210 23H208V22H206L207 23V26H209L210 24H211V21H209ZM239 22H241V21H239ZM59 23V24H60ZM98 23V22H97ZM114 23V22H113ZM112 23V24H113ZM123 23V22H122ZM126 23V22H125ZM159 23V22H158ZM157 23V24H158ZM161 23V22H160ZM163 22L161 23V24H159L161 27H163L162 26V24H164ZM180 23V22H179ZM205 23V22H204ZM213 23L214 22H212V25L211 26H213ZM217 23V22H216ZM227 23H229V22H227ZM242 23V22H241ZM240 23V25H242ZM4 24H5V22H4ZM13 24V25H12ZM52 24V23H51ZM64 24V23H63ZM72 24V23H71ZM70 24V25H71ZM108 24H110V22L108 23ZM127 24V23H126ZM125 24V25H126ZM131 24H133V22L131 23ZM137 24V23H136ZM139 24V23H138ZM171 24H173V22L171 23ZM182 24V23H181ZM199 24H200V21H199ZM198 24V25H199ZM202 24V23H201ZM102 25H105V24H102ZM114 25V24H113ZM112 25V26H113ZM116 25V24H115ZM120 25H122V24H120ZM142 25V24H141ZM169 25V24H168ZM167 25V27H169ZM176 25H174V26H176ZM179 25V24H178ZM189 25V26H190ZM194 25H197V23L196 24H194ZM198 25H197V27H198ZM203 25V24H202ZM205 25V24H204ZM216 25V26H217ZM228 25V24H227ZM127 26V25H126ZM166 26V25H165ZM174 26L172 25V27H173V29H172V31H174ZM182 26H184V25H181V27ZM192 26V25H191ZM206 26V25H205ZM205 26H203V28L205 29ZM210 26V27H211ZM225 26V27H224ZM231 26V25H230ZM237 26H239V25H237ZM2 27V26H1ZM0 27V29H2L3 30V28H4V25H3V28H1ZM67 27V26H66ZM104 27H106V26H104ZM108 27V26H107ZM114 27V26H113ZM179 27H180V25H179ZM193 27V26H192ZM192 27H190L189 29L191 30V29H193ZM197 27H196V31L198 32V30H201L202 31V29H200V27H202L201 25H200V27H198L199 29H197ZM214 27H215V25H214ZM221 27V26H220ZM220 27H218L219 29H217V30H219L220 31ZM57 28H58V26H57ZM60 28V27H59ZM59 28L57 29V32H58V30H59ZM118 28V29H117ZM121 28H122V26H121ZM126 28V27H125ZM130 28V27H129ZM129 28H128V31H129ZM175 28H177V26L175 27ZM183 28V27H182ZM208 28V27H207ZM213 28V27H212ZM222 28V29H223ZM6 29V28H5ZM61 29V28H60ZM63 29V28H62ZM132 29H133V27H132ZM144 29V28H143ZM143 29H141L142 31H143ZM159 29H160V27H159ZM167 29H169V28H167ZM179 29V28H178ZM181 29V28H180ZM187 29V28H186ZM221 29V33L220 34H222V31H224V30H222ZM76 30V29H75ZM115 30V31H114ZM131 30V29H130ZM146 30V29H145ZM170 31H171V28L169 29ZM189 30V31H190ZM205 30H208V29H205ZM211 30V29H210ZM213 30H216V28L215 29H213ZM217 30H216V32H217ZM227 30V31H228ZM1 31V30H0ZM8 31V30H7ZM6 31V32H7ZM48 31V30H47ZM54 30H52V32H53ZM110 31V30H109ZM111 31H110V33H111ZM120 31V30H119ZM147 32L146 33H148V32H150V31H148V30H146ZM179 31V33H180V30H178ZM193 31V30H192ZM204 31V30H203ZM219 31L217 32L218 34H219ZM3 32V31H2ZM38 32H40L39 30L36 32V33H38ZM42 32V31H41ZM40 32V33H41ZM56 32V33H57ZM58 32V33H59ZM121 32V31H120ZM123 32V31H122ZM127 32V31H126ZM144 32V31H143ZM160 32H162V31H159V35H160ZM167 32V31H166ZM176 32V31H175ZM195 32V31H194ZM197 32H195V33H197ZM212 33L213 32H215V31H211ZM216 32H215V34H216ZM44 33V32H43ZM55 33V32H54ZM58 33H57V35H58ZM101 33V35L99 36V34ZM142 33V32H141ZM145 33V34H146ZM168 33V32H167ZM192 33V32H191ZM194 33V36L195 37H197V38H203L202 37V35H199V34H201V32L199 31V34H195ZM209 33V32H208ZM223 33H225V34H227L228 32H226V31H224ZM35 34V33H34ZM33 34V35H34ZM66 34V35H65ZM67 34H70L71 35V37L69 38L68 36H67ZM76 34V35H75ZM121 34V33H120ZM126 34V33H125ZM127 34L129 35V32H127ZM149 34H151L152 35V33L150 32ZM181 34V33H180ZM229 34V33H228ZM5 35H8L9 36V34H5ZM40 35V34H39ZM74 35V38L72 37ZM107 35V36H106ZM131 35V34H130ZM150 35V37H152L153 38V36H151ZM161 35H162V33H161ZM177 34H175V36H176ZM53 36V35H52ZM64 36H67V37H64ZM101 36H104V38L105 39H103ZM106 36V37H105ZM122 36H124V35H121V36H117V37H122ZM148 36V35H147ZM156 36V34L154 35V37ZM162 36H164V34L162 35ZM161 36V37H162ZM167 36V35H166ZM169 36V35H168ZM171 36V35H170ZM178 36V35H177ZM221 36V35H220ZM222 36H224V34H222ZM36 37V36H35ZM112 38V40H111V38ZM157 38H159L158 36H156ZM3 38V37H2ZM31 38H33V37H31ZM72 38V39H71ZM125 38H127V36L125 37ZM137 38H138V41H139V37H138V35H137ZM136 38V39H137ZM144 38H147V37H144ZM143 37H142V39L143 40H140L141 42H143L144 40H147V39H144ZM152 38H150V39H152ZM165 38V37H164ZM176 38V37H175ZM178 38V37H177ZM115 39H117V38H115ZM122 39H124V37H122ZM154 39V38H153ZM152 39V40H153ZM166 39V38H165ZM173 39V38H172ZM181 39V38H180ZM259 40L261 39V38H258ZM3 40V39H2ZM79 41L80 42V45H82V47L83 48H85V53H83V55H81L79 58H77V61H78V65H75L76 64V62L74 63V65L75 66H72L71 64H73V63H71V64H68V66L66 65L67 64V62H65V65H64V63H63V61L65 60L66 61V59H65V57L64 58H61V59H52V58H54L52 55H56L60 50H64L63 48H67V47H70V46H72V45H74V43H75V41ZM125 40H127V39H124V41ZM151 40V41H152ZM155 40H156V38H155ZM161 41V39H158V41ZM166 40H168V39H166ZM165 40V41H166ZM176 40H178V39H175V41ZM182 40V39H181ZM131 41V45H132V43H134L135 41H133L132 42ZM139 41V42H140ZM151 41H149V40H147V42L149 43V45H150V42ZM180 41V40H179ZM182 41H184V40H182ZM256 41V40H255ZM141 42H140V44H141ZM146 41L144 42V44L145 43H147ZM189 42V41H188ZM251 42L252 41H250V44H251ZM258 42V41H257ZM257 42H255V46H256V43ZM31 43V42H30ZM122 43H123V40H122ZM121 42H120V44H122ZM136 43V42H135ZM134 43V44H135ZM154 43H157V44H153L152 42H151V44L152 45H154L155 46V48H154V46L152 47L153 49H154V51H156V53H157V49H163L164 48V45L166 44H162L161 42H156V41H154ZM164 43V42H163ZM170 44H171V42H169ZM168 43V44H169ZM173 43H174V41H173ZM253 43V42H252ZM5 44V45H6ZM79 44V43H78ZM132 45V47L133 46H135V45ZM136 44H138V43H136ZM144 44H141V45H139L138 44V46H142V48L145 46ZM158 44H161V46L163 45V47H161L160 45H158ZM179 44H180V42H179ZM76 46H77V44H75ZM115 45H116V48H117V46L119 47L118 48V52L116 53V51H115ZM130 45V44H129ZM149 45L147 46H145L147 49H148V47H149ZM156 45L157 46H160V48H157L156 49ZM174 45V44H173ZM239 45V44H238ZM237 45V46H238ZM243 45V44H242ZM6 46V47H7ZM151 46V45H150ZM167 44H166V48L165 49H163V50H166L167 49ZM170 46V45H169ZM172 46V45H171ZM175 46V45H174ZM173 46V47H174ZM179 46V45H178ZM178 46H176V48L178 47ZM181 46V45H180ZM183 46H184V44H183ZM182 46V48H184ZM191 46V45H190ZM248 46H250V45H248ZM247 46V47H248ZM251 46H253V44L251 45ZM250 46V47H251ZM257 46H259V45H257ZM5 47V46H4ZM4 47H2L1 46V49L2 48H4ZM78 47V46H77ZM82 47H81V50H80V52L81 51H83L82 50ZM136 47H137V45H136ZM144 47V48H145ZM213 47V48H214ZM240 47H241V45H240ZM246 46L244 47V48H247ZM65 48V49H66ZM135 48V47H134ZM139 48V47H138ZM142 48H139V49H142ZM152 48H150V49H152ZM179 48V47H178ZM191 48V47H190ZM210 48V47H209ZM236 48V47H235ZM239 48V47H238ZM243 48V49H244ZM4 49H6V50H8L7 48H4ZM122 49V50H123ZM132 49V48H131ZM136 49V48H135ZM139 49L138 50H136L135 52H140L139 51ZM147 49H145V50H147ZM150 49H148L147 51H149L150 52ZM153 49L151 50V51H153ZM156 49V50H155ZM161 49V50H162ZM180 49V48H179ZM179 49H178V51H179ZM227 49V48H226ZM225 49V50H226ZM240 49V48H239ZM248 49V48H247ZM3 50V49H2ZM68 50V49H67ZM74 50V49H73ZM134 50V49H133ZM158 50V51H159ZM160 50V51H161ZM169 50V48L166 50V51H164V53H166L167 51ZM175 50V49H174ZM182 49H180V51H181ZM184 51H185V49H183ZM188 50H190L189 48H188ZM210 50H212V48H210ZM233 50V49H232ZM237 50V49H236ZM19 51V50H18ZM20 51H22V50H20ZM66 51V50H65ZM65 51H64V53H65ZM75 51H77V52H75L74 54H73V56H78L79 54H82V53H78V50H76L75 49ZM123 51V52H124ZM132 51V50H131ZM142 51H144V50H142ZM159 51V52H160ZM179 51V52H180ZM183 51V53L182 54H184V56H185V52ZM191 51H193V50H191ZM191 51H190V53H191ZM199 51V50H198ZM196 52L195 51V53H200V52H202L201 50H200V52ZM228 51V50H227ZM234 51H235V49H234ZM248 51H249V49H248ZM123 52H121V55L122 56H124L123 54H125V53H123ZM134 52V51H133ZM147 53V54H149L150 56H151V53ZM161 52H163V51H161ZM161 52H160V54L159 55H161ZM170 51H168V53H169ZM216 50H215V55H216ZM232 52V51H231ZM237 52H239L238 50H237ZM241 52H244V51H242L241 50ZM18 53V52H17ZM60 53V52H59ZM63 53V52H62ZM72 52H70V54H71ZM123 53V54H122ZM129 52L127 51V53L126 54H128ZM144 54H145V52H143ZM142 53V54H143ZM153 53H155V52H153ZM153 53H152V56H153ZM155 53V54H156ZM170 53H172V52H170ZM175 53H176V51H175ZM187 53V52H186ZM195 53L193 52V57L195 56ZM246 52H244V54H245ZM248 53V52H247ZM246 53V54H247ZM251 53V52H250ZM1 54H2V52H1ZM1 54H0V56H1ZM2 54V55H3ZM6 54H4V55H6ZM125 54V57L127 56ZM136 54H138V53H136ZM140 54V53H139ZM138 54V55H139ZM141 54V55H142ZM143 54V55H144ZM158 54V53H157ZM157 54L156 55H154V56H157ZM181 54V53H180ZM196 54V57L195 58H197L198 57V55ZM230 54H232V53H230ZM233 54H234V52H233ZM232 54V56H234ZM6 55V56H7ZM23 55V54H22ZM159 55H158V57L157 58H159ZM165 55H168L167 53L166 54H163V55H161L160 56V58L162 57V56H165ZM173 55H175V54H173L172 53V55L171 56H173ZM176 55H177V53H176ZM175 55V56H176ZM188 55L190 56V54L188 53ZM60 56H61V54H60ZM109 56V57H110ZM128 56H130L129 54H128ZM174 56V57H175ZM178 56H179V54H178ZM189 56H188V58H189ZM191 56H192V53H191ZM190 56V57H191ZM231 56V55H230ZM230 56H228V57H230ZM236 56V55H235ZM240 56H241V53H240ZM239 56V57H240ZM243 56V55H242ZM241 56V57H242ZM248 55H246V57H247ZM5 57V56H4ZM22 57H24V56H22ZM63 57V56H62ZM68 57H69V55H68ZM122 59H120V58ZM125 57H124V59H125ZM143 57V56H142ZM167 57H169L170 58V60H169V58H168V61H167V63H169L168 65H171L170 63H173V62H170L171 61V59L173 60V58L174 57H170V56H167ZM183 57V56H182ZM186 57H187V55H186ZM193 57H191V58H193ZM240 57V58H241ZM244 57V56H243ZM248 57H250V56H248ZM247 57V58H248ZM6 58V57H5ZM12 57H11V55H10V58H9V56H8V59H11ZM55 58H59V57H55ZM74 58V57H73ZM72 58V59H73ZM103 58V57H102ZM128 58V57H127ZM131 58V56L129 57V59ZM146 58V60L144 59V63L147 61V57H145ZM180 58V57H179ZM190 58V59H191ZM236 58H238V56H236L235 57V60H237ZM245 58V57H244ZM244 58H243V61H244ZM2 59V60H1ZM21 59H23V58H21ZM20 59V60H21ZM70 59V58H69ZM71 59V60H72ZM76 59V58H75ZM110 59V58H109ZM132 59H134V58H132ZM131 59V60H132ZM136 59H137V56H136ZM139 59H140V57H139ZM163 59V61H164V57H162L161 58V60ZM165 59H167V58H165ZM189 59V60H190ZM229 59V58H228ZM14 60H15V58H14ZM52 60H54V62H52ZM68 60V59H67ZM117 60V59H116ZM120 60H121V62H120ZM141 60H142V58H141ZM151 60V59H150ZM159 60V59H158ZM179 60V59H178ZM186 60H187V58H186ZM185 59H183V62H185L186 61ZM192 60V59H191ZM195 59H193V61H194ZM221 60V59H220ZM234 60V59H233ZM73 61V60H72ZM71 61V62H72ZM74 61H76V60H74ZM73 61V62H74ZM80 61H81V63H80ZM128 61V60H127ZM126 61V62H127ZM130 61V60H129ZM133 61L134 60H132L131 62L133 63ZM136 61V60H135ZM157 61V60H156ZM160 61V60H159ZM162 61V62H163ZM175 61H177L176 59H175ZM175 61H174V63L172 64V65H174L175 64ZM181 62H182V60H180ZM188 61V60H187ZM228 61V60H227ZM242 61V60H241ZM246 61H248V60H246ZM83 62H85V61H83ZM87 62V64L88 65H90L89 63ZM101 62V61H100ZM140 62H143V61H139V64H141ZM161 62V61H160ZM183 62L181 63V64H183ZM188 62H190V61H188ZM225 62V61H224ZM223 62V63H224ZM232 62H234V61H232ZM231 62V63H232ZM253 62H255V60L253 61ZM63 63V64H62ZM68 63H70L69 61H68ZM80 63V64H79ZM115 63V62H114ZM137 63H138V61H137ZM154 63V62H153ZM158 63V62H157ZM178 63V62H177ZM176 63V64H177ZM194 63V62H193ZM91 64V65H92ZM111 64H113V62L111 63ZM127 64V63H126ZM131 63H129L128 65H130ZM143 64V63H142ZM141 64V65H142ZM155 64V63H154ZM180 64V63H179ZM186 64H187V62H186ZM217 64V63H216ZM225 64V63H224ZM255 64V63H254ZM86 64H84L83 65V63H82V66H85ZM128 65H127V67H128ZM141 65H139V66H141ZM152 65V64H151ZM157 65V64H156ZM159 65V64H158ZM162 65H164V64H162ZM167 65V64H166ZM167 65V66H168ZM192 66H193V64H191ZM220 65V64H219ZM222 65V64H221ZM229 65V64H228ZM231 65V64H230ZM243 65V64H242ZM257 65V64H256ZM77 66H78V68H77ZM87 66V65H86ZM95 66V65H94ZM110 66V65H109ZM119 66V65H118ZM138 66V67H139ZM153 66V65H152ZM160 66V65H159ZM177 66L178 65H176V66H174V67H176L177 68ZM180 66V65H179ZM178 66V67H179ZM189 66V65H188ZM215 66V65H214ZM76 67V68H75ZM88 67V66H87ZM104 67H106V66H104ZM120 67H119V69H120ZM125 68H126V66H124ZM123 67V68H124ZM133 66L131 65V68H132ZM134 67H136V65L134 66ZM156 67V66H155ZM171 67H173V66H171ZM182 67V66H181ZM195 67V66H194ZM216 67H217V65H216ZM226 67V66H225ZM224 66L222 67V68H225ZM230 67V66H229ZM82 68V67H81ZM90 68H92V66H90ZM89 68V69H90ZM109 68V67H108ZM110 68H111V66H110ZM116 68V67H115ZM125 68L123 69V70H121L120 71V74H123V73H125L126 72V70H125ZM128 68H130V67H128ZM130 68V69H131ZM149 68H153V67H149ZM168 68H170V67H168ZM167 68V69H168ZM180 68V67H179ZM178 68V69H179ZM83 69V68H82ZM106 69H107V67H106ZM106 69H104V70H106ZM119 69H117V70H119ZM157 70H159V68H156ZM174 69V71L176 70L175 68H172L171 70H173ZM194 70H196L195 68H193ZM92 70V69H91ZM99 70V69H98ZM108 70V69H107ZM106 70V71H107ZM110 70V69H109ZM116 70V69H115ZM156 70V71H157ZM163 70V69H162ZM164 70H166V68L164 67ZM181 70V69H180ZM220 70H221V68H220ZM12 71V72H13ZM16 71V70H15ZM14 71V72H15ZM151 71V70H150ZM153 71H154V69H153ZM167 71V70H166ZM222 71H227V70H223L222 69ZM236 71V70H235ZM13 72V73H14ZM17 72V71H16ZM89 72V71H88ZM87 72V73H88ZM104 72V71H103ZM132 72L133 73H135L136 72V70H134V71H130L129 73H131L132 74ZM139 72V71H138ZM141 72V71H140ZM139 72V73H140ZM169 72H171V71H169ZM168 72V74H170ZM20 73H19V75H20ZM83 73V74H82ZM93 73H94V71H93ZM106 73V72H105ZM104 73V74H105ZM127 73V72H126ZM142 74H143V72H141ZM152 73V72H151ZM155 73V72H154ZM153 73V74H154ZM156 73H160V72H156ZM163 72H161V74H162ZM180 73H182V72H180ZM9 74V75H8ZM18 74V73H17ZM17 74H15V75H17ZM98 74H100V73H98ZM97 74V75H98ZM103 74V75H104ZM110 75L112 74V73H109ZM117 74L119 75V73H118V71H117ZM136 74H138V73H136ZM141 74V75H142ZM148 74V73H147ZM150 74V73H149ZM164 74H165V72H164ZM175 74V73H174ZM232 74V73H231ZM83 75V76H82ZM88 75V74H87ZM89 75H91L90 73H89ZM96 75V76H97ZM124 75H126V74H124ZM128 75H130V74H128ZM128 75H126L127 77H128ZM134 75V74H133ZM264 75V74H263ZM12 76V77H11ZM74 78L76 77V75H72ZM105 76V75H104ZM123 76V75H122ZM126 76H124L125 78H126ZM145 76V75H144ZM163 76V75H162ZM9 77H11V80L10 79H8ZM16 77V76H15ZM19 77V76H18ZM123 77V81L125 80V78ZM131 77V76H130ZM139 77V76H138ZM160 77V76H159ZM13 78V79H12ZM73 78V79H74ZM76 78H78V75H77V77ZM118 78V77H117ZM133 78H134V76L132 77V80H133ZM139 78H142V77H139ZM152 78V77H151ZM163 78H165V77H163ZM167 78V77H166ZM165 78V79H166ZM172 77H170L169 79L167 78L166 79V82H167V85H168V81H170V79H171ZM71 79V78H70ZM72 79V80H73ZM95 79V78H94ZM93 79V80H94ZM128 79V78H127ZM126 79V80H127ZM130 79V78H129ZM128 79V80H129ZM162 79V78H161ZM165 79H164V81H165ZM173 79V78H172ZM171 79V80H172ZM263 79V78H262ZM10 82H9V81ZM17 80V79H16ZM77 80V79H76ZM98 81H99V78L97 79ZM96 79H95V81H97ZM102 80V79H101ZM101 80H100V83H101ZM121 80H122V77H121ZM137 80V79H136ZM135 79H134V83H136V82H138V80L136 81ZM145 80V79H144ZM15 81V80H14ZM14 81H13V83L12 84H14ZM74 81H75V79H74ZM79 83H80V81L79 80H77ZM81 81H82V79H81ZM103 81V80H102ZM118 81H119V79H118ZM136 81V82H135ZM159 82L161 81V80H158ZM173 81V80H172ZM263 81V80H262ZM82 82H84V81H82ZM81 82V83H82ZM92 82H94V81H92ZM104 82V81H103ZM102 82V83H103ZM122 82V81H121ZM126 82V81H125ZM131 82V81H130ZM129 81H128V84L130 83ZM133 82V81H132ZM158 82V83H159ZM166 82L165 83H163V81L161 82V84L162 85H166ZM264 82V81H263ZM8 83V87L6 86V84ZM10 83V84H9ZM73 83V84H72ZM78 83V84H79ZM101 83V84H102ZM116 83V82H115ZM123 83V82H122ZM127 83V82H126ZM147 83V84H146ZM158 83L156 84V85H158ZM95 84V83H94ZM97 84V83H96ZM95 84V85H96ZM99 84V83H98ZM100 84V85H101ZM104 84V83H103ZM124 84V83H123ZM122 84V85H123ZM127 84V85H128ZM139 86L141 85V84H139V83H137ZM261 84H262V82H261ZM264 84V83H263ZM262 84V85H263ZM70 85V86H71ZM116 85V84H115ZM119 85V84H118ZM117 85V87H119ZM126 85V84H125ZM257 85V84H256ZM260 84L258 83V86H259ZM19 86V85H18ZM84 86V85H83ZM124 86V85H123ZM113 87H114V85H113ZM165 87V86H164ZM257 87V86H256ZM72 88V87H71ZM70 88V89H71ZM76 88V87H75ZM68 89H66V90H68ZM85 89V88H84ZM87 89V88H86ZM120 89H122V87H120ZM64 90V89H63ZM63 90L61 91V92H63ZM75 90V89H74ZM89 89H87V91H88ZM129 90V91H128ZM69 91V90H68ZM68 91H65L64 90V92H67L68 94H69V92ZM71 91V90H70ZM119 91V90H118ZM122 91V90H121ZM63 92V93H64ZM71 92H73L74 93V91H73V88H72V91ZM91 92V90L89 91V93ZM162 92V91H161ZM160 92V93H161ZM57 93V94H56ZM162 93H164V92H162ZM75 94V93H74ZM91 94H93V91L91 92ZM90 94V95H91ZM165 94H166V92H165ZM164 94V95H165ZM237 94V93H236ZM56 95H58V96H56ZM89 95V96H90ZM115 95H114V97H115ZM167 95V94H166ZM239 95V94H238ZM56 96V97H55ZM60 96H62V97H64V94L63 95H60ZM68 96V95H67ZM76 96V95H75ZM92 96V95H91ZM94 96V95H93ZM168 96H169V94H168ZM167 96V97H168ZM235 96V95H234ZM70 97V96H69ZM71 97H72V95H71ZM74 97V96H73ZM78 97H82V96H78ZM87 97V96H86ZM85 97V98H86ZM113 97V96H112ZM111 96H110V98H112ZM112 98V100L110 99L109 100V102H114L115 101V98ZM21 98V99H20ZM60 98V97H59ZM83 99H84V96L82 97ZM91 98V97H90ZM162 98H163V96H162ZM168 98H170V99H172V97H168ZM175 98V97H174ZM173 98V99H174ZM248 98V97H247ZM246 98V100H249V98L247 99ZM71 99H73V98H71ZM92 99V98H91ZM91 99H90V101H91ZM114 99V100H113ZM165 99H167V98H165L164 97V99H163V103H164V100ZM179 99H180V97H179ZM178 98H177V100H179ZM182 99V98H181ZM87 100H88V98H87ZM86 100V101H87ZM93 100V99H92ZM169 100V99H168ZM168 100H167V102H168ZM67 101V100H66ZM74 101V100H73ZM84 101V100H83ZM166 101V100H165ZM170 101V100H169ZM59 102V103H58ZM75 102H76V100H75ZM100 102V101H99ZM171 102V101H170ZM169 102V103H170ZM176 102V101H175ZM178 102H180V101H178ZM177 102V103H178ZM9 103V106H7V104ZM61 104V105H60ZM67 104V105H68ZM90 104H91V102H90ZM115 104L117 105L118 103H116L115 102ZM114 104V105H115ZM7 106V107H4V106ZM178 105V104H177ZM66 106V107H65ZM71 106V107H72ZM84 106H85V103H84ZM163 106V105H162ZM165 106V105H164ZM247 106V105H246ZM70 107V106H69ZM69 107H67V110L69 109ZM115 107V106H114ZM251 107V106H250ZM96 108V107H95ZM116 108V107H115ZM166 108V107H165ZM179 108V107H178ZM244 108V107H243ZM246 108V107H245ZM244 108V110L246 111L247 110V108L245 109ZM97 109V108H96ZM164 109V108H163ZM170 109H171V107H170ZM240 109H242V107L240 108ZM239 109V110H240ZM251 109V108H250ZM70 110V109H69ZM98 110V109H97ZM184 110V109H183ZM238 110V109H237ZM238 110V111H239ZM253 110V109H252ZM74 111H76V110H74ZM99 111V110H98ZM180 111L182 112V113H184L183 111H182V109H180ZM241 111V110H240ZM239 111V112H240ZM248 111H249V109H248ZM254 111V113H255V110H253ZM253 111H251L250 110V112H253ZM70 112V111H69ZM236 112V111H235ZM250 112H248V113H250ZM97 113V112H96ZM185 113H187L186 112V110H185ZM243 113V111L241 112V114ZM245 113H247V112H245ZM45 114V115H44ZM71 114V113H70ZM79 114V113H78ZM240 114V113H239ZM240 114V115H241ZM251 114H253V113H251ZM47 116V118L49 119V121L50 122H47L48 121V119H46V120H44L45 118H43L44 116ZM75 115V114H74ZM81 115V116H82ZM182 115H186V114H182ZM244 115V114H243ZM254 115V114H253ZM71 116H72V114H71ZM77 116V115H76ZM79 116V115H78ZM80 116V117H81ZM248 116H249V114H248ZM252 115H250V117H251ZM257 116V115H256ZM2 117V116H1ZM4 117H2V120H3V118ZM74 117V116H73ZM96 119H95V118ZM113 117L115 118V119H117L118 118V120L120 121V118H121V120L122 121H120V122H122V127H119L120 126V124L121 123H119V121H118V124H119V126H118V124L116 123V121H115V123H114V121L113 120H115V119H113ZM186 117V118H185ZM243 117V116H242ZM245 117V116H244ZM254 117V116H253ZM92 118H94L93 120H95L96 122V124L94 123V121L92 120ZM247 118V117H246ZM1 119V118H0ZM5 119V118H4ZM82 119V118H81ZM113 119V120H112ZM242 120L243 119H245V118H241ZM249 119H251V118H249ZM249 119H247V122H249L248 120ZM254 119V118H253ZM252 119V120H253ZM255 119H259V120H261L260 119V116H259V118H258V116L255 118ZM98 120V121H97ZM111 120L113 121V123H111ZM186 121L185 123L187 124V125H185V123H183V121ZM5 120H3V122H4ZM81 121V120H80ZM82 121H84L83 119H82ZM93 121V122H92ZM245 122H246V119L244 120ZM257 121V120H256ZM0 122H1V120H0ZM2 122V123H3ZM5 122V123H6ZM244 122V123H245ZM247 122H246V124H247ZM254 122H255V120H254ZM2 123H0V124H2ZM4 123V124H5ZM49 123V124H48ZM82 123V122H81ZM94 123V124H93ZM249 123H251V122H249ZM0 125V126H2V128L3 127H5L6 125ZM72 124V123H71ZM11 125H10V129H12L11 128ZM83 125V124H82ZM6 127H8V126H6ZM83 127V126H82ZM9 128V127H8ZM7 128V129H8ZM121 128H122V130H121ZM32 129H35L36 131H35V135H37L40 139H39V141L40 142H37V140L36 139H34V133H32ZM83 129V128H82ZM82 129L80 130L81 131V133H83V135H84V133H85V131L83 130V132H82ZM189 129V128H188ZM194 129V128H193ZM9 130V129H8ZM8 130H6L5 131V129H4V131L3 130H1V128H0V132H2L3 131V133H5V132H8V136H9V133H10V131H8ZM190 130V129H189ZM189 130H188V133H189ZM79 131V130H78ZM79 131V132H80ZM206 131V130H205ZM94 132V133H93ZM186 132V131H185ZM202 132V131H201ZM228 132V131H227ZM226 132V133H227ZM12 133H10V134H12ZM78 134V136H76L75 134ZM112 133V132H111ZM127 133V132H126ZM125 133V134H126ZM203 133V132H202ZM210 133V132H209ZM209 133H208V135H209ZM228 133H233V135H235L234 133L235 132H231L230 130H229V132ZM227 133V134H228ZM6 134V133H5ZM100 134V135H99ZM102 134V136H104ZM113 134V133H112ZM122 134H124V133H122ZM121 134V135H122ZM124 134V136L126 137V135ZM187 134V133H186ZM217 134V133H216ZM0 135H2V133L0 134ZM19 135V138H17V136ZM105 135V136H106ZM117 135H118V133H117ZM121 135H120V137H121ZM11 136V135H10ZM9 136V137H10ZM15 136L13 137V138H15ZM101 136V137H102ZM123 136V135H122ZM135 136V135H134ZM212 136V135H211ZM216 136V135H215ZM219 136L220 135H218V138H219ZM227 136V135H226ZM225 136V137H226ZM2 137V136H1ZM78 137V138H77ZM89 137V138H88ZM124 137V138H125ZM217 137V136H216ZM224 137V136H223ZM223 137H221V138H219V140L221 139L222 140V138ZM229 137H231L230 136V134H229ZM234 137H236V136H234ZM4 138L6 139V138H8L7 136L5 137L4 136ZM12 138V136L10 137V139ZM26 138H28V139H26ZM77 138V139H76ZM79 138H81V139H79ZM105 138V137H104ZM114 138V137H113ZM123 138V137H122ZM214 138V137H213ZM238 138V137H237ZM18 139V140H17ZM30 139V140H29ZM38 139V138H37ZM79 139V140H78ZM106 139H107V137H106ZM215 139V138H214ZM213 139V140H214ZM233 139V138H232ZM235 139V138H234ZM239 139L241 140V138L239 137ZM25 140H27L26 142H29V145H30V147H27V145H26V142H25ZM29 140V141H28ZM73 140V141H74ZM83 140V141H84ZM93 140V139H92ZM211 140H212V138H211ZM11 141H12V139L10 140V143H11ZM72 141V142H73ZM94 141H95V137H94ZM98 141V140H97ZM110 141V140H109ZM108 141V142H109ZM210 141V140H209ZM215 141V140H214ZM217 141V140H216ZM77 142H75V143H77ZM119 142V143H118ZM153 142V143H154ZM201 142V143H200ZM206 142V143H205ZM218 142V141H217ZM238 142V141H237ZM9 143V142H8ZM18 143V142H17ZM81 143V142H80ZM79 142H78V144H80ZM83 143V142H82ZM84 143H85V141H84ZM89 143H91L90 141H89ZM3 144H6V147H7V143H5V141L3 142ZM3 144H2V147H3ZM16 144V143H15ZM14 143H13V141H12V143H11V145L12 146H14L15 145ZM71 144H74V143H71ZM77 144V145H78ZM86 144H88V142H86ZM85 144V145H86ZM95 144H96V142H95ZM155 144V145H156ZM9 146L7 147L8 149L7 150H12V149H10V144H8ZM28 145V146H29ZM93 145V144H92ZM91 145V148L93 147ZM11 146V148H13ZM0 147H1V144H0ZM1 147V148H2ZM4 147H5V145H4ZM3 147V148H4ZM97 147V148H96ZM123 147V146H122ZM152 147V145H150V148ZM1 148H0V151H1V153H2V150H4L3 148H2V150H1ZM90 148V149H91ZM106 148V147H105ZM14 150H15V146H14V148H13ZM87 150H88V147L86 148ZM86 149H85V151H86ZM125 149H126V147H125ZM129 149V148H128ZM133 149V147H131V150ZM149 149V148H148ZM232 149V148H231ZM234 149V148H233ZM5 150H6V148H5ZM19 150V149H18ZM47 150H50V151H57V153L56 154H53V153H51L50 151H47ZM91 150H93V149H91ZM115 150V151H116ZM124 150V149H123ZM127 150V149H126ZM126 150L124 151V153L126 152ZM89 151V150H88ZM120 151V150H119ZM148 151V150H147ZM146 151V152H147ZM5 152V151H4ZM4 152H3V155H4ZM7 152V151H6ZM60 152V153H59ZM103 152V153H102ZM122 152V151H121ZM0 153V154H1ZM84 153V152H83ZM88 153V152H87ZM91 153H92V151H91ZM116 153V152H115ZM124 153H123V155H124ZM148 153V152H147ZM150 153V152H149ZM11 154V153H10ZM9 154V155H10ZM12 154H14V152L12 151ZM80 154V153H79ZM85 154V153H84ZM118 154H120V153H118ZM122 154V153H121ZM121 154H120V156H121ZM18 155H19V152H18ZM17 154H16V158H20L19 156H18ZM77 155V154H76ZM111 155H113L112 157H110ZM116 155V154H115ZM122 155V157H124V156H126V155H124L123 156ZM128 155V154H127ZM218 156V161H217V165L220 167V172H219V170H218V174L216 173L217 172V169H215L214 167L216 166L215 164H214V162H216L215 161V158H214V156ZM2 156V155H1ZM1 156H0V159H1ZM13 156H15V154L13 155ZM18 156V157H17ZM10 157H11V155H10ZM69 157V156H68ZM71 157V156H70ZM116 157H119V155L117 156H115V158ZM13 158V157H12ZM125 158V157H124ZM127 158V157H126ZM128 158H129V156H128ZM127 158V159H128ZM4 159V158H3ZM2 159V160H3ZM5 159H7L6 158V156H5ZM4 159V160H5ZM15 159V158H14ZM122 160V158L120 157V158H118V159H115L118 163H120L118 160ZM127 159H123L122 160V162L123 161H125L126 160V162L127 161H129V159L127 160ZM165 159V158H164ZM214 159V160H213ZM120 160V161H121ZM144 160V159H143ZM141 161L142 163L144 162V161ZM146 160V159H145ZM147 160H149V159H147ZM209 160H211V161H209ZM214 162H213V161ZM17 161H18V164H20V161H19V159H17ZM116 161H115V163H116ZM4 162H6V161H1L0 160V164L2 163H4ZM7 162H8V160H7ZM13 162V161H12ZM108 162V163H107ZM146 163L148 162V161H145ZM144 162V164L142 165V167H144L146 170H148V171H146L147 172V175L150 177V176H153L154 178V180H153V182L152 183H154V181H155V173L157 172L156 171V169H155V167H157V166H151V168L148 166V165H150V162H149V164L147 163H145ZM233 162V163H232ZM9 163V162H8ZM14 163V162H13ZM17 163V162H16ZM129 163H132L131 161H129ZM121 164V163H120ZM127 165H128V163H126ZM125 164V168H126V165ZM141 164V163H140ZM14 165H16L15 163H14ZM13 165V167H15ZM23 165V164H22ZM22 165H21V169L22 168H26L25 166L24 167H22ZM116 165H118L117 163H116ZM184 165H183V167H184ZM215 165V166H214ZM242 165H244V163L242 164ZM241 165V166H242ZM250 165V164H249ZM259 165V164H258ZM19 166V167H18ZM16 165V167H18V169H19V171L21 170L20 169V165ZM107 166V167H108ZM119 166H122L123 167V165H119ZM118 166V168H120ZM129 167H130V165H128ZM134 166V165H133ZM135 166H136V164H135ZM138 166H140V165H138ZM137 166V167H138ZM218 166H216V168H219ZM245 166H247L246 164H245ZM244 166V167H245ZM250 166H252V164L250 165ZM12 167V168H13ZM16 167H15V169H16ZM105 167V166H104ZM106 167V168H107ZM112 167H113V165H112ZM121 167V168H122ZM153 167V168H152ZM243 167V168H244ZM248 167V166H247ZM247 167H245L246 169L245 170H247ZM254 167V166H253ZM251 168V169H254V168ZM105 168V169H106ZM109 168V167H108ZM111 168V167H110ZM114 168H116V166L114 165ZM114 168H113V170H114ZM121 168H120V171L122 172V170H124V169H122L121 170ZM131 169L130 170H133L132 169V164H131V167H130ZM139 168V167H138ZM159 168H161V166L159 165ZM186 168V167H185ZM258 168V166L256 167V169ZM261 167H259L258 168V170L260 169ZM18 169H16V171L19 173V171H18ZM105 169H104V171H105ZM117 169V168H116ZM127 169V168H126ZM141 169V168H140ZM204 169V170H203ZM238 169H237V171H238ZM250 168H248V170H249ZM263 169V168H262ZM11 170V169H10ZM12 170H14V168L12 169ZM22 170H24V172H25V170L26 169H22ZM50 170V171H49ZM112 169H111V171H113ZM127 170H129V169H127ZM127 170H125L126 172H128ZM135 170V169H134ZM142 170V169H141ZM215 170H216V172H215ZM233 170V171H232ZM242 170H244V169H242ZM245 170H244V172H245ZM16 171H15V173H16ZM108 171V170H107ZM110 171V172H111ZM119 171V170H118ZM231 171V172H230ZM237 171L235 172V173H237ZM250 171V170H249ZM253 171V170H252ZM261 173H263V170L261 171V169L259 170ZM12 172H14V171H12ZM28 172V171H27ZM26 172V173H27ZM145 172V173H146ZM230 172V173H229ZM242 171H241V169H240V173H241ZM243 172V173H244ZM258 172V171H257ZM11 172L9 171V174L8 173H6V174H8V175H12V174H10ZM17 173V174H18ZM21 173V174H20ZM20 175L21 176H23L22 174V171H20ZM26 173H24L25 175H26ZM101 173V172H100ZM102 173H103V171H102ZM101 173V174H102ZM125 173V172H124ZM141 173V172H140ZM216 173V174H215ZM238 173H239V171H238ZM247 173H249V172H246L245 173V175L247 174ZM250 173H252L251 171H250ZM32 174V173H31ZM99 174V173H98ZM123 174V173H122ZM127 174V173H126ZM142 174H144V173H142ZM264 174V173H263ZM13 175H14V173H13ZM16 175V174H15ZM34 175V174H33ZM32 175V176H33ZM79 175V176H78ZM233 175V177L236 175V174H232ZM241 176H242V174H240ZM239 175V176H240ZM17 176H19V175H17ZM20 176V177H21ZM105 176V175H104ZM113 176V175H112ZM111 176V179L113 178ZM127 176V175H126ZM126 176H125V178H126ZM215 176H217L218 178L216 179L215 178ZM241 176H240V178H241ZM249 176H251L250 174H248V177ZM11 177V176H10ZM24 177V176H23ZM29 177V176H28ZM263 178H264V176H262ZM15 178V177H14ZM146 178V177H145ZM228 178V177H227ZM236 178V177H235ZM105 179V178H104ZM104 179H102V180H104ZM149 179V178H148ZM150 179V180H151ZM201 180L200 181H202V177L200 178ZM249 180H245L246 182L247 181H250L251 179L250 178H248ZM8 179H6L5 180V182L7 181ZM150 180L148 181V182H150ZM221 180V179H220ZM241 180H242V178H241ZM244 180V179H243ZM242 180V181H243ZM4 181V180H3ZM113 181V180H112ZM123 181H124V179H123ZM129 181V180H128ZM157 181V180H156ZM222 181H223V179L220 181L221 182V184H223L222 183ZM9 182V181H8ZM102 182V183H101ZM204 182V181H203ZM225 182V181H224ZM1 183H4V182H2L1 181ZM121 183V182H120ZM119 183V184H120ZM152 183H148L149 185L151 184L152 186H153V184ZM7 184V183H6ZM16 184V185H17ZM148 184H146V185H148ZM156 184V183H155ZM154 184V185H155ZM203 184V183H202ZM208 184H206V183H204L202 186L204 187V189H206V190H208L207 188H206V186H208ZM209 184V185H210ZM225 184V183H224ZM1 185V184H0ZM7 185H9V184H7ZM11 185V184H10ZM213 185V184H212ZM121 186V185H120ZM201 186V187H202ZM217 186V185H216ZM221 186V185H220ZM2 187H3V185H2ZM1 187V188H2ZM30 187V188H29ZM261 187V186H260ZM259 187V188H260ZM0 188V190H2ZM115 188H116V185H115ZM118 188V187H117ZM151 188V187H150ZM153 188H155V187H153ZM209 188V187H208ZM220 188V187H219ZM158 189V188H157ZM159 189H161V188H159ZM199 189V188H198ZM202 189V188H201ZM258 189V188H257ZM263 189V188H262ZM200 190V189H199ZM199 190H197L198 192H200V195L198 196V197H200V198H202V199H204L203 197H206V199H207V201H208V195L206 194V190L204 191V190H202V191H199ZM217 190H221V189H217ZM223 190V189H222ZM253 190H255V189H253ZM14 191V192H13ZM154 191H155V189H154ZM160 191V190H159ZM163 191V190H162ZM165 191H166V189H165ZM247 191V190H246ZM245 191V192H246ZM250 191V190H249ZM248 191V192H249ZM12 192V193H11ZM157 192V191H156ZM211 192H213V191H211ZM211 192H210V194H211ZM223 192V191H222ZM250 192H252V191H250ZM161 192H158V194H160ZM165 193V192H164ZM209 193V192H208ZM214 193V192H213ZM1 194V193H0ZM157 194V195H158ZM162 194V193H161ZM160 194V195H161ZM199 194V193H198ZM197 194V195H198ZM222 194V193H221ZM251 194V193H250ZM117 195V194H116ZM159 195V196H160ZM195 195V194H194ZM223 195V194H222ZM115 196V195H114ZM139 196V195H138ZM137 196V197H138ZM159 196H157V197H159ZM162 196V195H161ZM212 196V195H211ZM219 196V195H218ZM133 197H135V196H133ZM137 197H135V199H138ZM156 197V198H157ZM209 197H210V195H209ZM141 198V197H140ZM140 198L138 199V201H142V200H140ZM199 198V199H200ZM211 198H213V197H211ZM224 198V197H223ZM134 199V198H133ZM196 199V198H195ZM199 199L197 200L198 201V205L200 204L199 203ZM205 199V200H206ZM214 199V198H213ZM219 199V198H218ZM225 200H227V199H225ZM136 202H137V200H135ZM153 202H155V200H152ZM200 201H204V200H200ZM0 202V205L1 204H3V203H1ZM48 202H49V204H48ZM119 202V201H118ZM143 202V201H142ZM151 202V201H150ZM182 202H185V201H182ZM193 202H194V200H193ZM195 202H196V200H195ZM222 202H224V200L222 201ZM226 202V203H225ZM224 203L225 204H227V201H225ZM231 202V201H230ZM107 203V202H106ZM123 203V202H122ZM138 203V202H137ZM166 203V202H165ZM188 203V202H187ZM197 203V202H196ZM205 203V202H204ZM214 203V202H213ZM221 203V202H220ZM232 203V202H231ZM47 204V205H46ZM119 204H121V203H119ZM140 204V203H139ZM152 203H150L149 204V206L151 205ZM181 204H183V203H181ZM180 204V205H181ZM184 204H186V202L184 203ZM192 204V203H191ZM190 204V205H191ZM193 204H195V203H193ZM202 204H203V202H202ZM235 204V203H234ZM259 204H260V202H259ZM264 205V203L262 202L261 204H260V206L261 205ZM8 205V206H9ZM107 205V204H106ZM118 205V204H117ZM143 205V204H142ZM145 205H146V203H145ZM148 205V204H147ZM153 205V204H152ZM151 205V206H152ZM166 205V204H165ZM187 205H189V203L187 204ZM186 205V206H187ZM190 205H189V207H190ZM213 205V204H212ZM216 206H214L215 208L217 207V204H215ZM219 206H220V204H218ZM222 205V204H221ZM24 207V208H26V211H27V209L29 208V207ZM108 206V205H107ZM183 206V205H182ZM200 206V205H199ZM226 206V205H225ZM236 206V205H235ZM239 206V208H240V205H238ZM237 206V207H238ZM244 206V205H243ZM1 207H3V206H1ZM23 207V206H22ZM85 207H87V206H85ZM85 207L83 208L84 210H85ZM92 207V206H91ZM120 208H121V205L119 206ZM129 207V206H128ZM128 207H126V208H128ZM147 207V209H149V207L148 206H146ZM166 207V206H165ZM180 207V206H179ZM178 207V208H179ZM205 207V206H204ZM94 208V207H93ZM93 208H91L90 210L92 211V209ZM181 208H184V207H181ZM181 208H179V209H181ZM222 208H224V207H221L220 209L221 210H223ZM242 208V207H241ZM16 209H18V208H16ZM37 209V210H38ZM52 209V210H51ZM57 209H59L58 211L59 212H57V213H59L60 214V217H58L59 215H56L55 216V213H56V210ZM65 209V211H67L66 209H67V207L66 208H64ZM68 210V212L69 211H71V210ZM83 209H81V210H83ZM108 209V208H107ZM107 209L105 210L107 213H108V211H107ZM110 209V208H109ZM122 209V208H121ZM129 209V208H128ZM145 210L144 209V212L145 211H148V210ZM167 209H170V211H173V210H171V208L169 207V208H167ZM185 209V208H184ZM206 209H207V207H206ZM219 209V210H220ZM233 209L235 210L236 209V213H240L241 211V209H238V208H234L233 207ZM232 209V210H233ZM247 209H249V208H247ZM2 209H0V212H2L1 211ZM13 210V209H12ZM22 210H24L23 208H22ZM37 210H35V211H37ZM80 210V211H81ZM89 209H87V211H88ZM96 210V209H95ZM112 209H110L109 211H111ZM126 210V209H125ZM152 210H155V209H152ZM186 210H187V208H186ZM186 210H183L184 212L186 211ZM205 209H203V211H204ZM208 210V209H207ZM214 210V209H213ZM218 210V209H217ZM226 211H227V209H225ZM244 209L242 208V211H243ZM16 211V210H15ZM15 211H11L12 213L13 212H15ZM17 211H19V209L17 210ZM21 211V210H20ZM19 211V212H20ZM25 211V210H24ZM24 211H23V214H25L26 215V211H25V213H24ZM31 211V210H30ZM65 211H63V212H65ZM79 210H78V212H80ZM87 211H82L83 213H85V212H87ZM100 211H102V213L100 214V212H99V214L100 215H98L99 217H101V215L104 213V211L103 210H100ZM127 211V210H126ZM125 211V212H126ZM150 211H151V209H150ZM182 210H181V212H183ZM215 211V210H214ZM213 211V212H214ZM261 211H263V209L261 210ZM261 211H260V213H261ZM8 212H10V211H8ZM38 212V211H37ZM62 212V211H61ZM93 212V211H92ZM91 212V214H93ZM106 212H105V214H106ZM112 212V211H111ZM127 212H129V211H127ZM126 212V213H127ZM131 212V211H130ZM140 212H143V211H140ZM169 212V211H168ZM183 212V213H184ZM204 212H206V211H204ZM208 212V211H207ZM216 212V211H215ZM214 212V213H215ZM220 212V211H219ZM219 212H217V213H219ZM222 212V214H223V212L224 211H221ZM234 212V211H233ZM244 213H247L248 211H243ZM32 213H34V211H32ZM36 213V212H35ZM66 213V212H65ZM72 213V212H71ZM96 213H97V211H96ZM113 213H115V212H113ZM188 213V212H187ZM187 213L185 212L184 214H186L187 215ZM244 213H242L243 215H244ZM29 214V213H28ZM64 214V213H63ZM68 214V213H67ZM104 214V215H105ZM109 214H110V212H109ZM112 214V213H111ZM131 214V213H130ZM141 214V213H140ZM144 214V213H143ZM146 215H147V213H145ZM144 214V215H145ZM156 214V213H155ZM220 214V213H219ZM234 214V213H233ZM241 214V213H240ZM240 215L241 216V218L243 217V215ZM249 215L251 214V213H248ZM245 215V217L244 218H242L243 220H245V218L246 217H248L249 215ZM53 215H52V217H53ZM64 215H66V214H64ZM97 215V214H96ZM104 215H103V217H104ZM128 217H129V214H126ZM125 215V216H126ZM142 215V214H141ZM140 215V216H141ZM144 215H142V217L144 216ZM145 215V218H148L147 216ZM186 215H182V217L183 216H186ZM189 215V214H188ZM206 215V214H205ZM208 215H210V214H208ZM214 216L213 217H215L216 219H217V217H218V219L217 220H219V216H217V215H215V214H213ZM225 213H224V217H225ZM239 215V214H238ZM263 215V214H262ZM262 215H259V216H262ZM63 216V215H62ZM68 216H71V215H68ZM90 216V215H89ZM95 216V215H94ZM93 216V217H94ZM106 216V215H105ZM109 216V215H108ZM131 216V215H130ZM139 216V215H138ZM139 216V217H140ZM197 216V215H196ZM217 216V217H216ZM221 216V215H220ZM222 216V217H223ZM226 216H228V215H226ZM237 216V215H236ZM240 216H238V217H240ZM253 216H255V215H252V216H250V217H253ZM92 217V216H91ZM96 217V216H95ZM128 217L126 218L125 217V219L127 220L128 219ZM139 217H137V219H139ZM141 217V218H142ZM188 217V216H187ZM187 217H184L183 219L185 220H187V221H189V218H187ZM190 217V216H189ZM222 217H220L221 218V220H225V219H223ZM54 218H53V220H54ZM65 218V217H64ZM68 218V217H67ZM98 218V217H97ZM140 218V219H141ZM155 218H157V217H155ZM178 218V217H177ZM193 218V217H192ZM200 218V217H199ZM210 218H212V217H210ZM233 218H237V217H234L233 216ZM66 219V218H65ZM69 219V218H68ZM74 219V218H73ZM103 219V218H102ZM124 219V220H125ZM150 219V218H149ZM229 219H230V217H229ZM248 219V218H247ZM246 219V220H247ZM254 219H256V217L254 218ZM52 220V221H53ZM129 220V219H128ZM142 220V222H143V220H144V217H143V219H141ZM154 220V219H153ZM156 220V219H155ZM155 220H154V222H155ZM195 220V219H194ZM200 220V219H199ZM204 220V221H203ZM202 221L204 222V223H207V222H205V219H203ZM240 220V219H239ZM246 220L244 221L245 223H246ZM258 220V219H257ZM60 221V222H61ZM130 221V220H129ZM152 221V220H151ZM150 220H149V224H150V222H151ZM159 221V220H158ZM191 221V220H190ZM229 221V220H228ZM68 222V221H67ZM66 222V223H67ZM124 222H126V221H124ZM145 222H147V221H145ZM145 222H144V224H145ZM153 222V223H154ZM164 222V221H163ZM185 222V221H184ZM196 222H199V221H196ZM195 222V223H196ZM203 222H201V223H199L198 224V226L197 227H199V225L200 224H202ZM215 222V221H214ZM213 222V224H215ZM219 222V221H218ZM236 222V221H235ZM241 222V221H240ZM243 222V221H242ZM247 222H250V220L248 219L247 220ZM255 222V221H254ZM91 223V222H90ZM89 223V224H90ZM129 223V222H128ZM140 223H141V221H140ZM153 223H152V226H156L157 224H159V223H156V224H154L153 225ZM162 223V222H161ZM160 223V224H161ZM189 223V222H188ZM191 223H192V221H191ZM202 224V225H205L206 226V224ZM211 223L212 222H209V223H207V224H210L211 225ZM221 223V222H220ZM232 223V222H231ZM245 223H242V224H245ZM252 223V222H251ZM67 224H69V223H67ZM64 225V226H69V225H71V223L69 224V225ZM147 225H149L148 223H146ZM145 224V227H142V228H140V229H138V230H135L134 228L133 229H130L129 227L130 226H132V225H128V224H126V225H128L127 227H126V231L129 229V232H133V233H136V235L138 234V232H139V234H142V233H140L144 228H146L147 227V225ZM176 224V223H175ZM226 224V223H225ZM233 224V223H232ZM247 224V223H246ZM246 224H245V226L244 227H246ZM32 225V226H33ZM79 225H81V224H79ZM82 225H84V224H82ZM137 225V224H136ZM136 225H134V227L136 226ZM165 225V224H164ZM164 225H163V227H164ZM190 225V224H189ZM197 225V224H196ZM209 225V226H210ZM250 225V223L247 225V227H252L253 225H256V226H254L253 228L255 229V228H258V226H257V224H251L252 226H249ZM31 226V227H32ZM64 226H63V229H64ZM122 226V225H121ZM141 226H143V225H138V226H136V227H141ZM152 226L150 225L149 227L150 228H152ZM159 226H161V225H159ZM159 226H158V228H159ZM167 226V225H166ZM192 226V225H191ZM209 226H207V228H206V230H208V229H211ZM214 226V225H213ZM230 226V225H229ZM233 226V225H232ZM230 227V229H232V228H234V227ZM241 226V225H240ZM12 227V226H11ZM10 227V228H11ZM29 227V226H28ZM85 227V226H84ZM87 227V226H86ZM91 227H92V225H91ZM157 227V226H156ZM167 227H169V226H167ZM167 227H165V228H167ZM188 227V226H187ZM201 227H203V226H201ZM224 227H225V225H224ZM237 227V226H236ZM9 228V227H8ZM13 228H14V226H13ZM39 228V229H38ZM71 228V227H70ZM69 228V229H70ZM73 228V227H72ZM79 228V227H78ZM82 228H83V226H82ZM89 228V227H88ZM122 228H125V226H122ZM150 228H149V230H150ZM155 228V227H154ZM160 228H162V226L160 227ZM165 228H163V229H165ZM205 228V227H204ZM203 228V229H204ZM223 228V227H222ZM5 229V228H4ZM4 229L2 228L1 230H3L4 231ZM17 230H19V228H16ZM30 229V228H29ZM65 229H66V227H65ZM90 229V228H89ZM156 229V228H155ZM155 229H152L151 231H150V233H149V231L146 233V232H144L143 233V235H145V233H146V235L147 234H152L153 236L154 235H156V236H159V233H162L163 231H159L158 232V230H155ZM169 229V228H168ZM167 229V230H168ZM195 229V228H194ZM197 229V228H196ZM219 229V228H218ZM226 229H229V227L227 228L226 227ZM226 229H224V230H226ZM237 229V228H236ZM242 229V228H241ZM243 229H246V230H248L249 228H243ZM254 229H249V230H254ZM260 229V228H259ZM259 229H258V231H259ZM1 230H0V233H2L1 232ZM12 230V229H11ZM14 230V229H13ZM13 230H12V232H13ZM33 230V229H32ZM81 230V229H80ZM122 230V229H121ZM131 230V231H130ZM145 230H148V229H145ZM145 230H143V231H145ZM154 230V231H153ZM167 230H166V232H167ZM170 230V233H171V229H169ZM198 230V229H197ZM196 230V231H197ZM261 230V229H260ZM6 231V230H5ZM4 231V232H5ZM7 231H9V229L7 230ZM26 231V230H25ZM24 231V232H25ZM30 231V230H29ZM28 230H27V232H29ZM63 231H65V230H63ZM70 231V230H69ZM153 231V232H152ZM202 231V230H201ZM215 231H217V230H215ZM226 231H228V230H226ZM233 231H234V229H233ZM233 231H231V232H233ZM243 231H245V230H243ZM257 231V232H258ZM3 232V233H4ZM11 232V233H12ZM21 232V231H20ZM19 231H14V233L15 234H17L18 235V237H20L21 236V234H23L24 232L22 231V233H20ZM105 231H103V233H104ZM120 231L118 230V233H117V231H116V233H117V236H118V238H119V236L120 235H122V233L120 232ZM155 232V233H154ZM166 232H164V233H166ZM200 232V231H199ZM225 232V231H224ZM230 232V231H229ZM239 232H240V228H239ZM242 232V231H241ZM250 232V231H249ZM255 232H256V230H255ZM6 233H8V232H6ZM3 234L4 235V237L7 239V234ZM13 233V234H14ZM67 233V232H66ZM69 233V232H68ZM67 233V234H68ZM96 234H97V232H95ZM115 233V232H114ZM113 233V234H114ZM115 233V234H116ZM157 233V234H156ZM168 234H169V232H167ZM182 233H184V232H182ZM218 233H220V232H218ZM237 234H238V231L236 232ZM236 233H234V235H236ZM243 233V232H242ZM241 233V234H242ZM245 234L246 233H248V231L246 232H244ZM9 234V233H8ZM20 234V235H19ZM71 234V233H70ZM86 234H88V233H85V235ZM96 234H94V235H96ZM100 233H98V235H96V236H92V238H96L97 239V241H95V240H93V243H94V241H95V244H94V246H97L96 244L97 243H99L98 242V237L100 238V237H104L102 234L101 235H99ZM109 234V233H108ZM108 234H107V236H108ZM112 233H111V235L110 236H108L109 237V239H110V237L111 236H114V240H115V235H113ZM126 234V233H125ZM163 234V233H162ZM227 234V233H226ZM225 234V235H226ZM249 234V233H248ZM248 234H247V236H248ZM11 235V234H10ZM80 235L82 236V233H80ZM83 235H84V233H83ZM134 235V234H133ZM142 235V236H143ZM170 235V234H169ZM176 235V234H175ZM180 235V234H179ZM190 235V234H189ZM233 235V236H234ZM243 235V234H242ZM251 235H253L252 234V232L249 234V236L252 238L253 236H251ZM9 236V235H8ZM14 236V235H13ZM16 236V235H15ZM125 236V235H124ZM140 237H141V235H139ZM163 237H164V235H162ZM185 236V235H184ZM193 236V235H192ZM243 236H245V235H243ZM246 236V237H247ZM262 236V238L264 237V235H261ZM107 237V238H108ZM127 237V236H126ZM151 237V236H150ZM174 237V236H173ZM186 237L187 236H185V239H186ZM219 237V236H218ZM227 237V236H226ZM238 237H239V235H238ZM246 237H245V239H246ZM15 238V237H14ZM36 238H38V240L36 239ZM78 238H79V235H78ZM85 239H80V240H86V242H88L89 240H91V238H89V237H87V239H86V237H84ZM88 238H89V240H88ZM120 238H121V236H120ZM145 238V237H144ZM148 238V237H147ZM147 238H145V240H147ZM178 238L180 239L181 237L180 236H178ZM189 238V237H188ZM187 238V240H190V239H188ZM223 237H221V239H222ZM243 239H244V237H242ZM251 238H247V240H248V243H249V240H251ZM255 238V237H254ZM257 238V237H256ZM9 239V238H8ZM13 239V238H12ZM17 239V238H16ZM19 239H21V238H19ZM18 240V241H20V243L22 242V241H24V240ZM69 239V238H68ZM67 239V240H68ZM106 239V238H105ZM109 239H107L108 241H110ZM117 239V238H116ZM143 239V238H142ZM150 239V238H149ZM176 239V242L178 243V239L177 238H175ZM183 239H184V237H182V241H183ZM208 239V238H207ZM206 239V240H207ZM211 239V238H210ZM217 239V238H216ZM220 239V240H221ZM226 239V238H225ZM225 239H222L221 241L222 242H224L225 241ZM10 240H11V237H10ZM37 240V241H36ZM79 240V241H80ZM88 240V241H87ZM103 241L104 239L103 238H101L99 241ZM106 240V244H107V241ZM113 240V241H114ZM126 240V239H125ZM174 240V239H173ZM181 240V239H180ZM192 240H195V239H192ZM205 240V241H206ZM218 240H219V238H218ZM218 240L217 241H213V239H212V241L213 242H215L214 244H217V245H223V243H216V242H218ZM224 240V241H223ZM14 241V240H13ZM18 241L16 242L17 244H18ZM77 241V240H76ZM112 241V240H111ZM112 241V242H113ZM117 241V240H116ZM148 241V240H147ZM157 241V240H156ZM182 241L181 242H179L178 244L180 245V243H182ZM205 241H203L202 243H205ZM208 241V240H207ZM206 241V243L208 244V246L210 247V246H212L211 245V243H208ZM209 241H211V240H209ZM228 241H229V237H228ZM251 241H253V239L251 240ZM256 241V240H255ZM3 242H5V240H3ZM86 242L85 241H83V242H78L80 245L83 243V245L84 246H86L87 244H86ZM103 242H105V240L103 241ZM103 242H100V249H101V244L103 243ZM111 242V243H112ZM115 242V241H114ZM143 242V241H142ZM141 242V243H142ZM151 242V241H150ZM150 242H149V244H150ZM176 242H175V244H176ZM185 242V241H184ZM212 242V243H213ZM230 242V241H229ZM245 242V241H244ZM261 242V241H260ZM264 242V241H263ZM15 243V244H16ZM20 243L18 244V245H20ZM88 243H90V242H88ZM117 243V242H116ZM145 243H147V242H145ZM145 243L143 244V246L145 245ZM161 243V242H160ZM206 243H205V246H206ZM225 243V242H224ZM8 244V243H7ZM22 244H23V242H22ZM104 244V243H103ZM118 244V243H117ZM178 244H176V245H178ZM210 244V245H209ZM246 244V243H245ZM251 244V243H250ZM89 245V244H88ZM108 245V244H107ZM109 245H110V242H109ZM119 245H120V241H119ZM147 245V244H146ZM190 245V244H189ZM201 245V244H200ZM217 245H213L214 246V248L215 247H217ZM225 245V244H224ZM243 245H244V243H243ZM252 245H253V243H252ZM21 246V245H20ZM24 246H25V250H26V246H27V244L26 243H24ZM30 246V248H31V245H29L28 244V246H27V248ZM63 246H66V249L63 247ZM79 246V245H78ZM90 246H91V244H90ZM90 246H88V247H90ZM93 246V244H92V247H94ZM103 246V245H102ZM138 246H140V245H138ZM147 246H149V245H147ZM181 246V245H180ZM188 246V245H187ZM203 246H204V244H203ZM204 246V247H205ZM247 246V245H246ZM21 247H23V245L21 246ZM61 247H63L65 250H67L68 252H69V254L68 253H66V251H65V253H64V249H63V251H61L62 249H61ZM75 247H77V249L75 248ZM87 247V246H86ZM178 247V246H177ZM262 246H260V248H261ZM12 248V247H11ZM29 248V249H30ZM81 248H83V246H81ZM98 248V247H97ZM115 250L117 249L116 247H113ZM182 248H183V245H182ZM199 248H201L200 246H199ZM203 248V247H202ZM211 248V247H210ZM209 248V249H210ZM213 248V247H212ZM239 248H240V246H239ZM247 248H248V246H247ZM255 248V247H254ZM72 249V248H71ZM85 249V248H84ZM84 249H82V250H84ZM87 249V251H88V248H86ZM91 249V248H90ZM93 249H95V247L93 248ZM99 249V250H100ZM105 249V247L103 246V249L102 250H104ZM113 249V253H114V250ZM151 249V248H150ZM149 249V250H150ZM207 249H208V247H207ZM208 249V250H209ZM241 249V248H240ZM243 249V248H242ZM246 249V248H245ZM245 249H243V250H245ZM18 250V251H17ZM22 250V251H21ZM32 249H30L29 251H31ZM96 250H98V249H96ZM99 250H98V252H97V254L99 253ZM101 250V251H102ZM106 250V249H105ZM148 250V249H147ZM152 250V249H151ZM169 250V249H168ZM182 250V249H181ZM212 250V249H211ZM26 251H28V250H26ZM25 251V252H26ZM79 251H81V250H79ZM107 251H109V250H107ZM111 251V250H110ZM153 251V250H152ZM170 251V250H169ZM205 251V248H204V250H203V252ZM14 252V251H13ZM32 252V251H31ZM83 252V251H82ZM81 252V253H82ZM85 252V251H84ZM91 252V251H90ZM90 252H88V253H90ZM102 252H104V251H102ZM117 252V251H116ZM138 252V251H137ZM150 252V251H149ZM171 252H174V251H171ZM170 252V253H171ZM243 252V251H242ZM26 253H29V252H26ZM85 253H87V252H85ZM85 254V255H89V254ZM93 253V252H92ZM92 253H90V254H92ZM95 253L96 252H94L93 253V258H94V255H95ZM104 253H106V252H104ZM113 253H110V252H107L106 254H108L107 256H110L111 254H113ZM151 253V252H150ZM153 253V252H152ZM249 253V252H248ZM248 253L247 254H245V257H246V255H248ZM30 254H32V253H30ZM38 254V255H37ZM55 254H57V255H55ZM77 254V253H76ZM78 254L80 255V253L78 252ZM96 254V255H97ZM114 254H116V253H114ZM154 254V253H153ZM152 254V255H153ZM173 254V253H172ZM174 254H175V252H174ZM241 254V253H240ZM251 254V253H250ZM254 254H255V252H254ZM254 254H251V255H253L252 257L254 258ZM13 255V254H12ZM21 255V254H20ZM27 255H29V254H27ZM35 255V254H34ZM84 254L82 253V255H80V256H83ZM99 255H101V252L99 253ZM97 256V259L100 257V256ZM102 255H103V253H102ZM136 255V254H135ZM251 255L249 256V257H251ZM1 256V255H0ZM77 256V255H76ZM75 256V257H76ZM92 255H90V257H91ZM104 256V255H103ZM150 256V255H149ZM154 256V255H153ZM20 257V256H19ZM18 257V258H19ZM21 257H22V255H21ZM78 257V256H77ZM89 257V258H90ZM243 257V256H242ZM248 257V256H247ZM246 257V258H247ZM249 257H248V259H249ZM10 258V257H9ZM11 258H13V257H11ZM62 258H63V260H62ZM92 258V257H91ZM90 258V259H91ZM246 258H243V262L244 261H246V260H244V259H246ZM58 259H60V261H58ZM95 259V258H94ZM94 259H93V261H94ZM230 259H232V256H231V258ZM255 259V258H254ZM257 259V258H256ZM232 260H234V259H232ZM231 260V262L233 263L234 261H232ZM9 261V260H8ZM40 261V262H39ZM92 261V260H91ZM96 261V260H95ZM94 261V262H95ZM252 261H253V259H252ZM19 262V261H18ZM66 261H63L62 263H65ZM70 262H72V261H70ZM230 262V263H231ZM250 262H251V260H250ZM20 263H14V264H20ZM67 263H69V262H67ZM93 263V262H92ZM134 263H135V261H134ZM247 263V262H246ZM11 264V263H10ZM72 264V263H71ZM237 264V263H236ZM238 264H239V262H238Z\"/></svg>",
    "mask_w": 264,
    "mask_h": 264
},
{
    "label": "crops",
    "instance_id": "0c3cea01",
    "mask_svg": "<svg viewBox=\"0 0 264 264\" xmlns=\"http://www.w3.org/2000/svg\"><path fill=\"white\" fill-rule=\"evenodd\" d=\"M258 12V11H257ZM262 13V14H261ZM255 14H261V15H259V16H264V10H260V13L258 12V13H255Z\"/></svg>",
    "mask_w": 264,
    "mask_h": 264
}]
</instances>
